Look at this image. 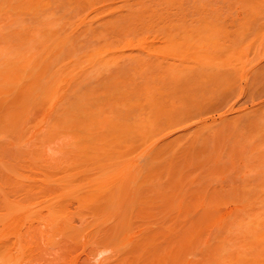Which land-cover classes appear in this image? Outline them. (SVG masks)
<instances>
[{"label":"rangeland","instance_id":"1","mask_svg":"<svg viewBox=\"0 0 264 264\" xmlns=\"http://www.w3.org/2000/svg\"><path fill=\"white\" fill-rule=\"evenodd\" d=\"M13 1V3H11V4H14L15 2H14V0H12ZM11 1V2H12ZM19 1L20 0H17L16 1V5H17V2L19 3ZM33 1V0H32ZM31 1V2H32ZM35 1V0H34ZM33 1V2H34ZM42 2L44 1V0H41ZM55 1L57 2V3H55ZM70 1H72V0H70ZM84 1V0H83ZM87 1V0H86ZM86 1H84V2H86ZM98 1V0H97ZM105 1V0H104ZM104 1L103 0H101L100 1V3L99 4H103L104 3ZM108 3L107 4H109V5H105V3H104V5H98L97 3L99 2H96V0L94 1V2H96V3H92L91 2V4L93 5V7L91 6V4H89V3H82V4H79L78 6H76V7H74L75 9H73V5H71V6H69L68 7V9H65V8H67V6H65L66 5V3L64 4L63 3V1L61 0V1H59V0H54V2L53 3H48L49 5H50V7L51 8H48V9H50V10H48V9H45L47 6H44L43 7V5L42 6H39V7H37V8H34L33 10H34V14L33 13H30L29 12V8L27 7L28 6V3L30 2V0L28 1H26V2H28L27 3V12H26V8L24 9V10H22L21 12H20V14L18 13V15H17V13H16V15L14 14V13H8L9 11H10V7H7V8H9V11L8 12H6V11H4V12H6V13H4V12H1L0 14V30H1V32H0V48H2V50H4V51H6L7 53H5L4 55L2 54V53H4V52H2V51H0V57L2 58V60H3V63L2 64H4V62H5V64L4 65H1V66H5V68L6 67H8V66H10V68H11V70L12 69H14V70H10V71H8L10 68H8V72L9 73H12L13 71H14V74H17V75H19V74H21V76H25V72H26V74L28 73L29 74V76H32V77H30L31 79V81L29 80V82H30V84H31V82H32V84H34L35 86H36V84L39 82V80L41 81V82H39L37 85L39 86V87H41L42 85L44 86L42 89H46V88H48L47 87V85L49 84V81L51 80V82H50V84H51V87L53 88L54 87V82H57V83H55V84H57V87H55L56 89V94H53L54 93V91H52L51 92V95H48L47 94V92H46V94H42V92H41V88L39 89L40 90V92L39 93H41L43 96H40V98H38L39 97V94L37 93V95H36V92H34V91H32L33 92V94H35L37 97H34V95L33 94H31L32 92L30 91V95L31 96H29V101L30 102H33V104H31L32 106H30V108H28V110L29 109H31L32 111L31 112H28L27 114H28V117H29V113H31V116L30 117H32V119L33 118H36L37 119V113L39 114L38 116V119H37V121H36V119H33L34 121H33V123H34V125H36V127H35V130L34 129H32L31 130V128L33 127V124L31 125V123H32V120H31V118L30 119H28L30 122V124L29 123H27V124H29V125H31V126H29V128H27L28 129V131L30 132L31 131V133H33V134H31L28 138H29V140L27 139V141H30L31 140V138L34 140L35 139V141L38 139V138H40L41 139V141L43 142H41L42 143V145H41V143H40V145L42 146V147H40V151H41V149H43V157L40 159V162H41V160H43L44 162H41V163H43L44 165L42 166V173H46L47 172V170H45V167H46V169H49V167H51L50 169H52V168H54V167H52V166H55V168L53 169V171H55L54 173H55V175H50V173L48 174V175H50V176H48L49 178H45V179H43V182L45 183L47 180H56V182L58 181V183L60 184V182H61V186H62V183H64L65 184V182H62V181H69L70 183H69V185L71 184V185H74V187L73 188H77V186L76 185H82V186H84V184L83 183H85V182H89V181H87L86 180V178H90V174L88 175L86 172H93V169H94V167H92V166H95V165H93L92 164V162L90 163H88V162H85V161H87V160H91V159H94V161H96V162H99V164H100V158L98 157V156H96V155H99V151H98V149H100L99 148V145L101 144V146H102V142L104 143V141H107L108 139V137H109V141H107L108 143L110 142L111 143V145L113 144H117L118 143V141H116L117 139H121V138H125V139H129V140H131V142L133 143V148H132V150H131V152L128 154V159L130 160V159H133L135 156H137L138 157V160H140V161H136V160H134L133 162L135 163V164H138L139 162H140V164H141V162H143L141 159H143L144 157H143V155L144 154H141V152H142V149H144L145 147H147V146H149L151 143H152V141L154 140V138H155V141L154 142H156V144L158 145H163L164 147L162 148L164 151H165V149H166V153H169L168 151H174L175 149H177L176 151H177V153L176 154H178L179 152H178V150L180 151V150H182V152H180L179 154L181 155V153H183V151L185 152L184 153V156L183 155H181L182 157L180 158L179 157V155H178V157L176 156V158L177 159H179L180 158V161L182 160V161H184V162H182L181 161V163H179V161L178 162H176L175 164H177V167L178 168H181V169H178V168H176V165H175V168L174 169H172V171L173 170H181L182 172H181V174L180 173H175V174H173L172 172H168V170L167 169H169L170 168V170H171V167H169V168H165L166 169V171H164L165 169H163L162 167H164L165 166V163H166V165H168L167 164V162H166V159L168 158H165V160H163L164 159V154L165 153H161L160 154V152H159V154H157V155H159V156H162L163 157V159H161L162 161H164V165H163V162L161 161V160H159V158H157V157H159V156H155L157 159H156V164L158 165V162L160 161V163L162 162V165L160 164L159 165V167H161V169L160 168H158L159 169V171H157V170H155V175H152V176H155L154 177V181H152L153 180V178H152V180H151V178H150V183H152V184H154V182L156 183V182H159L158 180L160 179V184L159 183H156V185H154V187H156V188H152L150 185H148V188H152V189H150V191L149 190H147V191H145V194H142L143 196H145V195H147V192H148V195L147 196H149V195H151V194H154V191H155V194L156 193H158V194H161L160 196L161 197H165V195L167 196V199H168V197L169 196H171V195H169V194H174V200H176L177 199V197H176V199H175V193L177 192V191H180V189L181 188H184V184H185V188H186V183H185V180H187L186 178H188L189 179V177L191 176V173H192V171H194L195 170V179L194 178H192V176L194 175V173L192 174V176H191V178L194 180L193 182H191V184L193 185V183L194 182H196V183H194V185L192 186L191 185V187H194V188H189L190 186H189V184L190 183H188V188L189 189H193L194 190V192L196 191L197 193H198V197H196L195 195H196V192L195 193H193V192H191V190H184V189H182V191H184V192H180V194L182 195H185V194H187V191H188V195L187 196H183L182 195V197H181V199H186V201L185 200H181V202H180V199H179V197H180V194L178 193L177 195H178V199H177V201L178 202H180L179 204H183L184 205V203L186 204V203H188L189 205L191 204V203H193L194 201H197V204L196 205H198V209L200 210V212H201V208H202V212H201V214H202V216H203V212H204V210L206 209V208H208V207H206V205H204V204H202V206H204L205 208H203V207H201V205L199 206V204L202 202H206V199L208 198V196H209V198H210V200H207V201H211L212 202V204H210V208H209V210L210 211H215L214 212V214H213V211L211 212L212 214L210 215V216H212V218L211 219H213L214 217L216 218V219H213L212 221H210V219L208 220V221H210V222H212V224H213V222L215 221V222H217L216 224H213V225H211V226H213L215 229V231H212V229H213V227H211L210 226V224L209 223H207V222H204L203 221V219H202V221H203V223H205L206 225H208L209 224V226L211 227H209L208 226V228L206 229V230H202V229H199V230H202V232L201 231H199V233H201V234H197L198 235V237L200 238V240H199V238L197 239V240H199V242L198 243H201V244H196L197 246H193L192 248H191V250L190 249H187V251L188 250H190V252H189V254H188V252H187V255H186V252L184 253V255H186V258H185V256L183 257V261L184 262H182L181 264H184L186 261H187V263L186 264H191V259H193L192 260V264H198V262L200 261V260H202L203 262H204V264H206L207 262V264H210L209 262H212L213 260V262H214V264H228L229 262H230V256H232V255H234V256H236L237 258L235 259V260H240V259H238L239 257H241L240 255H239V257H238V255H236L237 253H235V251L233 252L234 254H232V253H230L231 251H233V246H235V248H236V251L238 252V249L239 248H237V244H238V247L240 246V247H242V246H244L245 247V243L243 244V241H241V240H246V241H244V242H248L249 240L251 241V239H253V237L256 235L255 233H257L258 231H259V229H260V223H259V226H256L257 225V222H256V230L255 231H257V232H252L254 229H253V227H251L253 224H255V222L254 223H252V224H250L252 221H254V220H257L258 219V216H259V219H261L262 220V222L264 223V220L262 219L263 217H264V211H263V209H264V202H263V199H262V197L263 196H260V195H262V194H264V90H263V93L261 94L259 91L261 90V88L263 87L264 88V85H261V88L259 89V87H260V82H257L258 80L260 81V80H263V79H261L260 77H263L262 76V74L264 73V71H262V70H264V0H237V1H240V2H238V4L237 5H242L241 7L243 8H241L240 6H235V2H230V0H211V2H204V0H202L203 1V5L204 4H206V7H207V11L204 13V11L203 12H200V13H203V14H199V15H203V17H201L202 18V20H198L197 18L199 17L198 16V14L197 15H195L196 13H193L195 16H196V18L194 17V15H192V14H189L190 13V7L192 6V5H194V3H192V5L191 6H188V4L190 3V2H192L193 0H183L182 2H183V4H182V6H183V8L185 9H183L185 12H186V15L185 16H182L183 14H182V12H184V11H182V9H181V11L182 12H180V10H179V12L177 11V7H176V13H177V15H176V17H172V16H174V15H172L171 14V17H168V18H165V20H166V22H164V26L165 27H163V29L161 30V29H159L158 27H155L152 23V27H153V29H151V30H149V31H147L146 30V28H148L146 25V28H145V30H141V28L139 27V25L137 24V23H135L134 22V24L136 25V26H134V24H133V22H132V24H133V26L134 27H138L137 29V32L135 31V30H133V33H134V31L136 32V33H134V34H132V35H130L129 33V35H130V37H126L125 38V40H127V39H129L128 41L129 42H131L130 44H131V46H127L126 47V44L124 43V42H126V41H123V37L120 35V34H118V33H125L124 35H126L127 34V31L126 30H124L125 32H123V30H122V32H120V30L121 29H119L118 31L117 30H115V31H109V32H107V30H108V28L110 27V26H107V30H106V27H104V25H106V23L108 22V20H109V23H110V19H111V21H112V19L114 18H116L117 17V19H120V18H118V17H122L123 18V15H125V14H127V9H126V7L124 8L123 6L124 5H126V3H127V7L129 8V6H128V4H131V3H136L137 2V0L136 1H132V0H126V1H124V0H112L110 3H109V1L108 0H106ZM132 1V2H131ZM143 2H146V1H150L149 3L147 2V5H146V3H143V4H145L147 7L146 8H148V7H154V8H152V10L151 11H153V12H155V11H157L158 9H159V7L161 8L162 6H164V5H162V6H160V3L161 2H163V1H157L156 2V4L154 3V2H152L153 0H142ZM179 1V4H181V0H178ZM198 1H201V0H197V4L195 3V5H198ZM236 1V2H237ZM8 1H6V3H7ZM9 2H10V0H9ZM21 2V1H20ZM23 2H25V1H23ZM38 2H39V0H38ZM45 2V1H44ZM44 2H43V4H44ZM46 2H48V1H46ZM60 2H62V3H60ZM64 2H65V0H64ZM72 2H74V0L72 1ZM103 2V3H102ZM139 2H141V1H139ZM167 2V1H166ZM166 2H165V4H166ZM171 2L173 3V1H170V5H171ZM2 3H4V2H2ZM35 3H37V1L35 2ZM70 3V2H69ZM151 3H154V4H151ZM169 3V2H168ZM178 3V2H177ZM233 3H235V4H233ZM9 4V3H8ZM11 4H9V5H11ZM33 4V3H32ZM40 4V3H39ZM38 4V5H39ZM42 4V3H41ZM72 4V3H71ZM78 4V3H77ZM89 4V5H88ZM137 4V3H136ZM141 4V3H140ZM138 5V7L140 6V10L141 9H144V7H145V5H144V7H143V4H142V7L143 8H141V5ZM150 6H149V5ZM199 4H201V3H199ZM22 5H24V3L22 4ZM22 5H20L21 6V9H22ZM35 5V4H34ZM68 5V4H67ZM85 5V6H84ZM96 5V6H95ZM98 5V6H97ZM134 5L135 4H133V7H134ZM137 5H135V6H137ZM245 5H249V8L250 9H252L251 11H250V9L248 8H246L247 10H249V16H248V11L246 10L245 11V7H247V6H245ZM18 6V5H17ZM17 6H15L16 8H17ZM33 6V5H32ZM31 6V7H32ZM74 6H75V4H74ZM106 6V7H105ZM167 6V5H166ZM169 6V5H168ZM173 6H176V3H175V5L173 4ZM177 6H179L178 4H177ZM181 6V5H180ZM181 6V7H182ZM202 6V5H201ZM200 6V7H201ZM245 6V7H244ZM3 7V6H2ZM4 7H5V5H4ZM30 7V6H29ZM63 7H65V8H63ZM71 7H72V9H71ZM102 8V9H104V10H102V9H97V8ZM137 7V8H138ZM170 7V9L172 8V6H169ZM192 7H194V6H192ZM191 7V8H192ZM204 7V6H203ZM202 7V9H204ZM11 8H12V6H11ZM14 8V7H13ZM12 8V9H13ZM16 8H14V11L16 10ZM91 8V9H90ZM105 8H106V10H105ZM111 8H113V9H111ZM117 8V9H116ZM121 8V9H120ZM131 8H132V6H131ZM151 8H148V9H151ZM189 8V9H188ZM195 8V7H194ZM4 9V8H3ZM18 9V8H17ZM97 9L98 11H95V10ZM120 9V10H119ZM130 9V8H129ZM166 9H167V7H166ZM166 9L163 7V9H159L158 11L160 12V11H162L163 12V10H165L166 11ZM188 9V10H187ZM1 10V9H0ZM32 10V9H31ZM30 10V11H31ZM102 10V11H101ZM122 10V11H121ZM132 10H136V9H132ZM131 10V11H132ZM138 10V9H137ZM168 10H169V8H168ZM167 10V11H168ZM172 11L173 10H175V8L173 9H171ZM201 10V8L199 9V7H198V11H200ZM112 11H114V12H112ZM118 11V12H117ZM139 11V10H138ZM144 11V13H145V11H147V14H150V13H148V11H150V10H143ZM150 11V12H151ZM170 11V10H169ZM171 11V12H172ZM197 11V12H198ZM253 11V12H252ZM33 12V11H32ZM99 12H103V13H99ZM105 12V13H104ZM115 12H117V13H115ZM152 12V13H153ZM159 12H156L155 14H157V13H159ZM187 12H189L188 14H187ZM194 12V11H193ZM247 14H246V13ZM252 12V14H250ZM47 13H50L49 15H51V16H49V15H46ZM133 13V12H132ZM143 13V12H142ZM164 13V12H163ZM168 13V12H167ZM174 13H175V11H174ZM181 14L180 15V17H179V14ZM192 13V12H191ZM52 14H53V16H55V18L54 17H52ZM99 14V15H98ZM103 14V15H102ZM113 14H115L116 15V17H115V15H113ZM121 14V15H120ZM123 14V15H122ZM135 14V13H134ZM136 14H137V12H136ZM139 15H140V12L138 13ZM154 14V13H153ZM161 14V13H160ZM159 14V15H160ZM166 16H167V14L166 13H164ZM163 14V16H165ZM185 14V13H184ZM110 15V16H109ZM118 15V16H117ZM120 15V16H119ZM144 15H146V14H144ZM143 15V16H144ZM188 15V16H187ZM45 16H49L50 18V20H48L47 21V19H48V17H47V19L45 18ZM111 16H112V18H111ZM151 16V15H150ZM149 15L147 16L148 18L150 17ZM168 16H169V13H168ZM198 16V17H197ZM52 17V18H51ZM125 17H127L126 15H125ZM135 17V16H134ZM141 17H142V15H141ZM141 17H140V20H141ZM157 17H158V15H157ZM162 16H160V18H161ZM178 17V18H177ZM11 20H10V19ZM129 18V17H128ZM128 18H126V19H128ZM146 18V17H145ZM154 18H156V16L154 17ZM152 16H151V19H154ZM160 18H159V20H157L158 18H156V19H154V21H158V24L159 23H161V24H159V25H162V23H163V21H165L164 19H163V21H162V19H161V21H160ZM200 18V17H199ZM46 19V20H45ZM124 19V18H123ZM122 19V20H123ZM126 19H124V21L121 23L122 25L124 24V26H125V28H124V26H123V28L124 29H127L126 27H127V24H128V21H125ZM133 19V18H132ZM150 19V20H151ZM45 20V21H44ZM107 22H106V21ZM116 20V19H115ZM129 20H130V18H129ZM137 20H138V18H137ZM144 20V19H143ZM143 20H142V23H144L143 22ZM147 20V21H146ZM145 20V22L147 23L149 20L148 19H146ZM51 22L50 24V26H49V30L47 29V27L44 25V22ZM83 21V22H82ZM84 21H85V23H84ZM117 21V20H116ZM118 21H120V20H118ZM131 21H134V20H131ZM153 21V20H152ZM153 21V22H154ZM160 21V22H159ZM198 21V22H197ZM114 21H112V25L114 24L113 23ZM121 22V21H120ZM13 23H15V24H13ZM54 23V24H53ZM78 23H80V24H78ZM108 23V24H109ZM127 23V24H126ZM131 23V22H130ZM140 24V25H144V24ZM145 23V24H146ZM166 23V24H165ZM171 23H173V24H175L174 26H176V24H177V28H179V29H177L176 31L175 30H172V28H171V30L173 31V33L172 32H170V31H168V30H170L168 27L170 26H167L168 24H171ZM13 25V26H11V25ZM45 24H47V23H45ZM49 24V23H48ZM107 24V25H108ZM115 24H116V22H115ZM119 24V25H118ZM120 23H117V26H119V27H121L122 28V25H121ZM126 24V25H125ZM132 24L130 25V24H128V26L130 27V26H132ZM150 24V22L148 23V25ZM155 25H156V22L154 23ZM158 25V26H159ZM10 26V27H9ZM173 26V27H174ZM225 26H226V28L228 29V32L229 33H227V32H225L222 28H224L225 29ZM241 26H245V29H246V26L248 27L247 28V30H245L244 31V29L240 32L239 30L241 29V28H243V27H241ZM154 27L155 28H158L159 29V31H162L161 33H158V32H156V30H158V29H154ZM162 27V26H161ZM205 28V30H203L204 28ZM240 27V28H239ZM118 28V27H117ZM144 28V27H143ZM149 28H151V26L149 27ZM168 28V29H167ZM175 28V27H174ZM239 28V30H237ZM35 29V30H34ZM104 29H105V31H104ZM110 29H114V28H110ZM116 29V28H115ZM130 29V28H129ZM131 29H133V28H131ZM165 29H166V31H165ZM206 29H210V30H212V33H211V31H210V33H209V30H207L208 32H206ZM224 31L223 32V34L225 35V33L227 34L226 36L227 37H225L223 34H222V30ZM31 30H32V32H31ZM33 30L36 32V33H33ZM71 30V31H70ZM155 30V31H154ZM201 30H203V31H205V32H203V31H201ZM46 31H49V32H46ZM73 31V32H72ZM103 31L105 32V33H103ZM153 31V32H152ZM238 31V32H237ZM53 32H55L54 34H53ZM70 32V33H69ZM115 32V33H114ZM128 32H129V30H128ZM139 32V33H138ZM151 32V33H150ZM219 34V37H218V34ZM51 34V35H53V37L51 36V35H49V34ZM110 33V34H109ZM114 33V34H113ZM146 33V34H145ZM150 33V34H149ZM158 33V34H157ZM164 33H165V35H164ZM173 34V35H170V34ZM207 33H209L210 35L211 34H213L214 36H210L209 38H207L206 39V35H207ZM31 34H32V36H33V34L35 35V36H33V38L31 37ZM81 34V35H80ZM108 34V35H107ZM135 34H136V36H135ZM143 34H145V35H143ZM167 34V35H166ZM206 34V35H205ZM30 35V36H29ZM45 35V36H44ZM117 35H119V36H117ZM123 35V36H124ZM128 35V36H129ZM140 35V36H139ZM142 35H143V37H142ZM149 35V36H148ZM158 35V36H157ZM162 35V36H161ZM132 36H134V38L136 37H138V39H134ZM152 36V37H151ZM156 36V37H155ZM170 36V37H169ZM172 36V37H171ZM188 36H190V37H188ZM44 37H46L49 41L50 40H52L53 41V39L56 41L57 39H58V41H56L57 43H58V45H65V42L68 44V46H67V44H66V48H65V46H64V49H62L63 48V46L60 48L56 43V48H54L52 51H50V46L48 45L47 46V43H49V41L46 39V38H44ZM141 37H142V39H141ZM162 38V39H160V38ZM163 37H164V41H163ZM175 37H176V39H175ZM187 37V38H186ZM213 37L215 38L214 39V41H213ZM244 37L246 38V39H248V40H246V39H244ZM34 38L36 39V40H39L38 42L35 40L34 41ZM69 40H67V39ZM119 38H121V39H119ZM144 38V39H143ZM155 38L157 39V40H155ZM159 38V39H158ZM165 38H166V40L168 41V40H170L171 38H172V42L174 41V39L176 40V42L174 41L173 42V44H171L172 42H166L165 43ZM170 38V39H169ZM178 38V39H177ZM210 38H212L211 40H208V39H210ZM59 39L61 40L60 42H59ZM75 39V40H74ZM106 39L109 41H106ZM132 39H134V41L132 40ZM147 39H148V41H147ZM186 39H190V40H186ZM245 41H244V40ZM28 40V41H27ZM44 40V41H43ZM45 40H47V41H45ZM62 40H63V42H62ZM65 40V41H64ZM121 40H122V43H120L121 42ZM131 40V41H130ZM147 41L148 43H145L144 41ZM179 40V41H178ZM242 40H243V44L245 43V45L247 44V47L246 46H244L243 44H242ZM73 41V42H72ZM140 41H142V42H140ZM153 41V42H152ZM157 41V42H156ZM159 41V42H158ZM178 41V42H177ZM189 41H190V43H189ZM28 42V43H27ZM42 42H43V44H42ZM44 42L46 43V44H44ZM106 42V43H105ZM129 42L127 43L128 45H130L129 44ZM150 42H152V44L150 43ZM192 42V43H191ZM248 42V43H247ZM27 45H26V44ZM51 43V42H50ZM49 43V44H50ZM54 42H52V44H51V46L52 45H54L53 44ZM60 43V44H59ZM63 43V44H62ZM112 43H114V45L112 44ZM117 45H116V44ZM118 43H119V45H118ZM123 43H124V45H123ZM139 43H141L140 45H139ZM163 43V44H162ZM177 44V46L175 47V45ZM185 43H189L188 45L187 44H185ZM32 44H33V46H32ZM134 44H137V45H135L134 46ZM146 44V45H145ZM147 44H150L151 46H149V45H147ZM162 44V45H161ZM165 44V45H164ZM169 44V45H168ZM241 44H242V46H241ZM248 44H249V47H248ZM6 45V46H5ZM9 45V46H8ZM43 45H44V47H43ZM139 45V46H138ZM143 45V47H141ZM154 45V46H153ZM163 45H164V49H163ZM166 45H168L167 47H165ZM172 45V47L173 48H176L175 50H173V51H171L172 50V47H171V49H169L170 48V46ZM189 47V46H191L190 47V49L192 48V47H194L193 49H191V50H188V49H186V47L187 46ZM11 46V47H10ZM26 46V47H25ZM29 46V47H28ZM48 47L47 49L50 51V52H48L47 50H45V47ZM106 46V47H105ZM109 46V47H108ZM124 46V47H123ZM149 46V47H148ZM153 46V47H152ZM199 46H201V47H199ZM203 46V47H202ZM225 46L227 47V49L229 48V52H227L226 50H225ZM238 46H240V47H238ZM28 47V48H27ZM32 47V48H31ZM108 47V48H107ZM116 47V48H115ZM121 47V48H120ZM126 47V48H125ZM132 47V48H131ZM151 47V48H150ZM157 47V48H156ZM208 47V48H207ZM212 47V48H211ZM216 49H215V48ZM222 47H224V48H222ZM241 47H246L245 49H240ZM106 48V49H105ZM141 48V49H140ZM143 48V49H142ZM145 48H147V50H145ZM155 48V49H154ZM160 48H162V49H160ZM183 48H185V49H183ZM199 48V49H198ZM201 48H202V50H201ZM235 48H236V51H235ZM238 48L240 49V52H238L239 50H238ZM31 49V50H30ZM118 49H120V50H118ZM158 49V50H157ZM160 49V50H159ZM213 49V50H212ZM234 50L235 51V53L233 52V51H230V50ZM30 50V51H29ZM104 50V51H103ZM118 50V51H117ZM171 51V53H169V54H172L171 56L170 55H168L167 53L169 52V51ZM187 50V51H186ZM208 50V51H207ZM215 50V51H214ZM242 50V51H241ZM27 51V52H26ZM100 51L102 52V54L100 53ZM142 51H144V52H142ZM168 51V52H167ZM175 51V52H174ZM48 52V53H47ZM97 52H99L100 54H101V56H100V54L99 53H97ZM148 52H150L149 54H148ZM157 52L158 53H160V52H162V54H163V56H161V53L158 55L157 54ZM166 52V53H165ZM172 52H174V53H172ZM230 52H232V53H230ZM238 52V53H237ZM94 53H95V58L97 59L98 57V60H103L102 62L104 63V62H106L105 60H109V59H107V57L108 58H110V57H114V56H116L117 58H121V59H119L120 61H122V59L124 60V59H126V60H128L129 58H130V56H131V58H132V56L134 57H139L140 55H142V54H144V55H142V57L144 56V58H146L145 59V61L146 60H148L149 61V64H151L150 62H152L153 64H151L150 66H149V68L147 67L148 66V61H147V66H146V72L143 74V72H142V74L139 72V74H137V75H139V78H137L138 80H136L137 82H136V84H135V79H136V75H133L132 74V71L131 72H129V73H126V72H128L129 71V69H124V68H122L120 65L122 64V66H123V63H121L120 61L118 62V60L116 61L114 58V60H115V64L116 65H113L112 64V68L110 67L109 68V64H108V66L106 67V68H104V70H102V73L99 75V76H97V75H95V74H97L96 73V69H99L100 68V65L98 66L99 68H95V65H93V67H92V65H91V67H92V72H91V70L90 69H88V68H90V64H91V62H93L94 63ZM97 53V54H96ZM142 53V54H141ZM165 53V54H164ZM18 54V55H17ZM91 54H92V56H91ZM6 55V56H5ZM89 56V57H92L93 58V60L90 62V59L89 60H87L88 58H83V57H86V56ZM110 55V56H109ZM112 55V56H111ZM148 55V56H147ZM157 55V56H156ZM168 57H167V56ZM174 55V56H173ZM4 56L5 57H7V62H6V58H4ZM97 56V57H96ZM106 57V59H105V57ZM119 56V57H118ZM150 56V57H149ZM160 56V57H159ZM100 57H101V59H100ZM103 57V58H102ZM129 57V58H128ZM141 57V56H140ZM233 57V58H232ZM91 58V59H92ZM129 59V61L130 60H132V59ZM150 58V59H149ZM152 58H155V59H152ZM156 58H158V59H156ZM164 58V59H163ZM236 58V59H235ZM86 59V60H85ZM162 59V60H161ZM233 59H235V61L233 60ZM1 60V59H0ZM2 60H1V62H2ZM17 60V61H16ZM27 60H28V62H27ZM81 60H83V62L81 61ZM98 60H95V62L96 61H98ZM151 60V61H150ZM153 60L154 61H157L156 63H157V66H155L156 64H154V62H153ZM16 61V62H15ZM18 61H19V63H18ZM26 61V62H25ZM44 61V62H43ZM86 61H88L87 62V64L85 63ZM110 61H112V59L110 58V60H109V62ZM128 61V62H129ZM138 61H139V58H138ZM224 61V65L222 64H219L220 62L222 63ZM230 61H232V62H230ZM236 62V63H234V62ZM242 62L241 64H242V66H243V64H244V66H246V68L245 67H243V73L241 72V70H242V66H241V64H240V62ZM15 62V63H14ZM24 62V63H23ZM99 62V61H98ZM98 62L96 63L97 65H98ZM101 62V63H102ZM124 62V61H123ZM127 62V61H126ZM133 62H134V60H133ZM207 62V63H206ZM228 62H230V63H228ZM238 62V63H237ZM7 63H8V66H7ZM14 63V65H12ZM23 63V64H22ZM26 63V64H25ZM100 63V62H99ZM119 63H121L120 65H118ZM158 63H162L160 66H158ZM1 64V63H0ZM10 64V65H9ZM16 64H18V65H16ZM25 64V65H24ZM34 64V65H33ZM89 64V65H88ZM95 64V63H94ZM126 64V63H125ZM138 64V63H137ZM137 64H135V65H137ZM228 64V66H226ZM238 64V67H237V69L239 70V72H240V75L242 76V78H241V76L238 74V72H234L236 69V65ZM240 64V65H239ZM12 65V66H11ZM32 65L34 66L33 68H32ZM37 65H39V66H37ZM96 65V66H97ZM120 67V68H122V69H119V68H117L118 66ZM129 65H130V62H129ZM128 65V66H129ZM133 65H134V63H133ZM134 65V66H135ZM141 65V64H140ZM164 67H163V66ZM15 66H20V67H22V68H17V67H15ZM31 67V70H30V67ZM44 66V67H43ZM85 66V67H84ZM87 66H89V67H87ZM103 66V65H102ZM127 66V65H126ZM142 66H143V64H142ZM142 66H137V68L136 69H139L138 67H142ZM169 67V66H171V68L174 70H172L171 68H170V72H171V74H173V75H175V76H177V78L175 77H173V80H171L172 79V77L170 76L171 74H169L170 72L168 71V76L169 77H171V78H169L166 74L164 75L163 74V71H164V68L166 69L167 67ZM221 68H220V67ZM234 66H235V68H234ZM241 66V67H240ZM28 67V68H27ZM37 67V68H36ZM40 67V68H39ZM56 67V68H55ZM87 67V69H85ZM124 67V66H123ZM130 67V66H129ZM144 67H145V65H144ZM155 68V70L153 69V68ZM163 67V68H162ZM224 67L225 68H231L232 69V67L234 68V71H232L231 69H227L228 71L230 70V71H232L231 73H233V74H235V76H236V74H238L239 75V77H240V79H239V77H238V75H237V77H238V79H237V77H236V79L237 80H234L233 79V81H236V82H234L236 85H237V87L238 88H236V89H238V94H237V92L235 91V92H233L234 93V95H230V94H232V93H230L231 91H229V95L226 97V95L224 96V97H226V98H223V100L221 99L222 97H220L219 98V91H216V92H218L217 94L218 95H216V92L214 91V90H212V92H211V90L209 89V91H207L206 90V86L204 87L205 88V90L207 91V93L206 94H208L209 92H211L212 93V95H214L213 97L214 98H216V97H218V99L221 101L222 100V102L221 103H219L220 101H218V103L215 105V106H213L215 109H213V107H210V105H207V106H205V104H206V102H205V104H202L201 102L203 101V99H205V98H203V92H204V88H203V85H201V84H203L201 81V84L199 83V81H198V83L196 84V82L197 81H190L188 84H189V86H188V84H186L185 83V81H184V83L186 84V87L185 86H183L184 84H183V81L182 80H184L182 77H184L185 79H186V77H195V75L196 76H198L199 78H200V76L201 75H203L204 74V76H207V75H205V73H207V74H215L216 72H219L218 70H224V73H225V70L226 69H224ZM3 69H4V67H2ZM18 69V70H16V69ZM29 70V71H27V69ZM103 68V67H102ZM107 68H108V70H107ZM134 68V67H133ZM161 68V69H160ZM245 68V69H244ZM38 69H40V70H38ZM42 69V70H41ZM85 69V70H84ZM106 69V70H105ZM112 69V70H111ZM114 69V70H113ZM117 69V70H116ZM135 69V70H136ZM149 69V70H148ZM151 69H153V70H151ZM159 70L158 71V75H157V73H156V70ZM187 69V70H186ZM56 71V73H58V75H60V76H58V75H56V74H54L53 75V73H55V71ZM81 70H83V71H81ZM89 71V72H86V71ZM133 70V69H132ZM141 70H144L143 69V67H142V69ZM162 72H161V71ZM222 70V71H223ZM238 70H236V71H238ZM0 71L1 72H5L6 70H2V69H0ZM6 71V72H7ZM33 71V72H32ZM39 73H42L43 72V75H41V74H39ZM99 71V70H98ZM112 71H114V74H112L113 72ZM118 71H119V73H118ZM153 71V72H152ZM167 71V70H166ZM166 71H164V73L166 72ZM174 73H173V72ZM176 71H177V73H176ZM189 71V72H188ZM191 71V72H190ZM222 71L221 72H219L220 73V75H219V77L221 76V74H223L222 73ZM228 71H227V73H228ZM260 71V72H259ZM18 72H21V73H18ZM38 74H37V73ZM84 72V73H83ZM95 72V73H94ZM100 72H101V70H100ZM106 72H108L107 74H106ZM116 72V73H115ZM149 72V73H148ZM178 72H181L180 74L178 73ZM183 72V73H182ZM196 72V73H195ZM211 72H215V73H211ZM262 72V73H261ZM88 73V74H87ZM94 75H93V74ZM135 73V72H134ZM136 73H138V72H136ZM148 73V74H147ZM154 73H156V74H154ZM187 73V74H186ZM199 75H198V74ZM202 73V74H201ZM218 73V74H219ZM226 73V74H227ZM230 73V72H229ZM261 73V74H260ZM53 75V77H52V75ZM90 74V75H89ZM115 74H116V76H115ZM131 74L135 77V79L134 80H132V78L133 77H131ZM141 74V75H140ZM150 74H152V75H150ZM154 74V75H153ZM177 74V75H176ZM217 74V73H216ZM217 74V75H218ZM261 75V76H259V75ZM33 75H34V77H33ZM146 75V76H145ZM160 75H163L162 77L165 79L164 81H163V79H162V77L160 76ZM181 75V76H180ZM184 75V76H183ZM188 75H190V76H188ZM193 75V76H192ZM217 75H214L213 77H216ZM230 75V74H229ZM27 76V77H26ZM25 77V79L26 80H28V78H29V76L28 75H26ZM50 76V77H49ZM55 76V77H54ZM58 76V77H57ZM69 76V78H67ZM94 76V77H93ZM96 76V77H95ZM119 76V77H118ZM145 76V77H144ZM210 76V75H209ZM209 76H207V77H209ZM212 76V75H211ZM225 77L226 75H222V77ZM37 78V80H38V82L35 84V82L37 81L36 80V78ZM38 77L40 78V79H38ZM144 77V78H143ZM149 77H151V78H149ZM156 77V78H155ZM159 77H160V81H159ZM190 77V78H191ZM222 77H220V78H222ZM227 77V76H226ZM254 77H258L257 78V80L254 82L253 81V79L255 80L256 78H254ZM54 78H56V79H54ZM145 79V80H143V79ZM179 78V79H178ZM181 78V79H180ZM196 78V77H195ZM198 78V79H199ZM203 78H205V77H203L202 76V81L204 80ZM210 78V77H209ZM209 78H206L208 81L206 82V83H208L209 82ZM230 78H232V76L231 77H229V78H227L228 80V82H230L229 81V79ZM42 79V80H41ZM50 79V80H49ZM114 79V80H113ZM150 79V80H149ZM175 79V80H174ZM215 80H216V78H214ZM214 79H213V81H214ZM226 79V78H225ZM225 79L223 78V80H222V83L225 81ZM23 80V79H22ZM49 80V81H48ZM52 80H53V82H52ZM54 80H56V81H54ZM98 80V81H97ZM131 80V81H130ZM142 80V81H141ZM154 80V81H153ZM156 80V81H155ZM197 80V79H196ZM218 80V79H217ZM220 80V79H219ZM219 80H218V82H219ZM34 81V82H33ZM48 81V84L46 83ZM100 81H101V83H100ZM112 81H113V85H114V82L115 81H118V84L120 85V87L119 88H117V87H115L114 88V86L112 85ZM129 81V82H128ZM133 81V83L132 84H130V82H132ZM141 81V82H140ZM149 81H150V83L152 84V82H153V86H154V92H158V94H160V92H164L165 94L164 95H167V97H169L170 95H168V93L169 94H171V96L173 97V98H171V99H173L174 100V97L175 96H182V99L183 98H185V99H187L188 98V100H184V101H182V100H179V97H178V103H176L175 101H177V100H175L174 101V104L176 103V107H178V105L179 104H183V103H187V102H189L190 104H189V106L193 109V110H189L188 109V103H187V105L185 106L184 104H183V106L184 107H186L187 109H184V107L182 108V106H181V108H182V110L184 109V110H187L189 113L188 114H190V115H187V111L185 112V111H183L182 112V114H184V115H186V116H183V115H180V117H182L183 116V120H182V118H180L179 116L177 117V115L175 114V116L177 117V118H174V116H173V120H175V119H178V118H180L181 119V122H180V119H178L176 122H178L179 121V123H177L176 124V122L174 123V125H173V127H171V123L172 122H174V121H171V122H169L171 125H170V128H169V130H168V126H166V128H165V130H164V127H165V124H164V122L168 119V118H171L170 117V114L171 113H169L168 111H167V113H169V116L167 115V119L166 120H164L163 122H162V120H161V123H163V124H160V122L159 121H154L155 123H153L154 125H153V128H152V132H150V134H151V138H153V140L151 139V142H149L148 141V137L146 138V140H147V143L149 142V144H147V145H145V146H142V142H141V139H143V137L144 136H146V135H143L141 132H145V130H143L144 128H143V126L142 125H140V127H139V125L138 126H136L137 124H138V122L139 121H141L142 123L143 122H145V123H149V115H151V114H149V113H151L152 111H151V106L150 107H148V109L150 110V112H149V110L147 111L145 108H143V110H141V109H139L138 111L140 112V113H142V115H140V113L137 111V110H135V107L137 106V107H139V105L141 104V102L143 103V102H145V100L143 99V101H138L140 104H138V103H136V97H139L140 96V92H139V94H138V92L136 93V91L132 88V86L134 87L135 85H141V83H142V85H141V87L140 88H142V86H144V83H149ZM162 81V82H161ZM181 81H182V83H181ZM212 81V80H211ZM210 81V82H211ZM221 81V80H220ZM264 81V80H263ZM28 82V83H29ZM92 82V83H91ZM98 82V83H97ZM144 82V83H143ZM155 82V83H154ZM179 82V83H178ZM186 82H188V79H187V81ZM192 82V83H191ZM218 82L217 81H215V83H217V85H220V84H222V83H220V84H218ZM226 82V81H225ZM231 82H232V80H231ZM230 82V83H231ZM254 82V83H253ZM257 82V83H256ZM41 83V84H40ZM60 83V84H59ZM137 83H139V84H137ZM160 83V84H159ZM163 83H165V84H163ZM205 83V84H206ZM212 83V82H211ZM214 83V84H215ZM260 83V84H259ZM46 84V85H45ZM100 84V85H99ZM102 84V85H101ZM181 84V85H180ZM192 84V85H191ZM209 84V83H208ZM213 84V85H214ZM258 84H259V86H258ZM263 84H264V82H263ZM53 85V86H52ZM59 85V86H58ZM109 86V88L108 87H105V86ZM118 85V86H119ZM156 85V86H155ZM161 85H163V86H161ZM165 85H166V87H165ZM201 85V86H200ZM207 85V84H206ZM224 85V84H223ZM231 85V84H230ZM228 86V84H226L225 83V88H223V89H225L224 90V92L226 91V90H228L229 89V87H231V86ZM234 84H232V86H233ZM48 86H50V85H48ZM56 86V85H55ZM151 86V85H150ZM158 86H159V88H162L161 90L158 88ZM193 86V87H192ZM196 86H197V88H196ZM222 86V85H221ZM228 86V87H227ZM145 87V86H144ZM156 87H157V89L158 90H160V91H158L157 89H156ZM180 87V88H179ZM211 87H212V84H211ZM252 87V88H251ZM255 87H258L257 89H259V91H254V88ZM36 88H38V87H36ZM50 88V87H49ZM48 88V89H49ZM59 88V89H58ZM139 88V87H138ZM167 88H171L170 90L169 89H167ZM178 88V89H177ZM193 90H192V89ZM202 88V89H201ZM208 88V87H207ZM228 88V89H227ZM233 89H235L234 88V86L232 87ZM231 88V89H232ZM189 89V90H188ZM199 89H201L200 91H199ZM213 89V88H212ZM215 89V88H214ZM216 89H219V87L218 88H216ZM215 89V90H216ZM240 89H241V92H240ZM252 89H253V91H252ZM256 89V88H255ZM256 89V90H257ZM35 90H37V89H35ZM47 90V89H46ZM145 90H146V88H145ZM173 90V91H172ZM181 90V91H180ZM43 92H45V90H42ZM48 91V90H47ZM60 91V92H59ZM138 91H142L141 89L140 90H138ZM184 93H183V92ZM190 91H192V92H190ZM194 91H196V92H194ZM213 91H214V94H213ZM220 91H221V88H220ZM144 91H142L141 92V95L144 97V94H142ZM173 92V93H172ZM176 92V93H175ZM178 92V93H177ZM180 92H182L183 93V95L185 96V94H186V96H188V97H184L183 95H182V93H180ZM223 92V93H224ZM252 92H255V94L254 93H252ZM259 92V93H258ZM175 93V94H174ZM189 93V94H188ZM195 95H194V94ZM211 93L209 94V96L211 95ZM221 93V92H220ZM227 93V92H226ZM251 93V94H250ZM40 94V95H41ZM59 94H60V96H59ZM89 95V96H86V95ZM127 94H129V95H127ZM154 94V93H153ZM157 94V97L159 96ZM173 94V95H172ZM202 94V95H201ZM205 94V93H204ZM205 94V95H206ZM253 94V95H252ZM46 95H48V97L46 96ZM52 95H56V96H58V99L57 98H55L56 96H52ZM137 95V96H136ZM175 95V96H174ZM193 95V96H192ZM201 95V96H200ZM205 95H204V97H205ZM259 95V96H258ZM49 96L51 97L50 99H49ZM156 96V95H155ZM170 96V97H171ZM191 96V98H189ZM222 96V95H221ZM249 96H250V98H249ZM43 97H47V99H45V98H43ZM156 97V98H157ZM164 97V96H163ZM162 97V98H163ZM167 97H164V98H166V99H168ZM193 97V98H192ZM202 97V98H201ZM254 97V98H253ZM31 98H33L32 99V101H31ZM52 98H53V100H54V102H55V104H54V102H50L51 100H52ZM142 98V97H141ZM155 98V99H156ZM201 98V99H200ZM212 98V97H211ZM38 99L39 100H41V101H39V102H41V103H38ZM44 99L46 100V101H44ZM57 99V100H56ZM170 98H169V100H171ZM207 99H209L210 100V97H208L207 96ZM225 99H226V101H225ZM229 99V100H228ZM252 101H251V100ZM35 100V101H34ZM52 100V101H53ZM139 100H140V98H139ZM157 100V99H156ZM155 100V101H156ZM162 100V99H161ZM199 100H202V101H199ZM208 100V101H209ZM250 100V101H249ZM43 101V102H42ZM163 101V100H162ZM161 101V102H162ZM186 101V102H185ZM197 101H199L200 102V104H198V106H197ZM204 101H206V100H204ZM203 101V102H204ZM212 101H214V99H212ZM216 101H217V98H216ZM50 102V103H49ZM58 102V103H57ZM87 102V103H86ZM159 102V101H158ZM168 102V101H167ZM180 102V103H179ZM191 102H192V106H191ZM194 102H196V104L194 103ZM210 102V101H209ZM38 103V104H37ZM45 103V104H44ZM47 103V104H46ZM80 103V104H79ZM85 103V104H84ZM211 103V102H210ZM209 103V104H210ZM212 103H214V102H212ZM262 103V104H261ZM100 106H99V105ZM118 104V106H113V105H117ZM136 104H138V105H136ZM146 104V103H145ZM160 104V103H159ZM167 103H164V105H166ZM171 105L173 104V103H170ZM174 104L172 105L173 107H175L174 106ZM215 104V103H214ZM213 104V105H214ZM219 104V105H218ZM223 104V105H222ZM38 105H40L38 108H37V106ZM47 105H49L48 107L50 108H48L47 107ZM51 105V106H50ZM52 105H54V106H52ZM120 105V106H119ZM136 105V106H135ZM162 106H163V104H161ZM159 106V108H157L158 107V104H157V106H155L154 105V108L156 109H158L159 111L158 112H160V110H161V112H165V109L164 108H162V109H160V107H162V106ZM170 105V106H171ZM251 105H252V107H251ZM256 105H260L258 108L256 107ZM263 105V106H262ZM43 106H44V108H43ZM99 106V107H98ZM102 106V107H101ZM141 106H142V104H141ZM146 106V105H145ZM167 106V105H166ZM35 107V108H34ZM41 107V108H40ZM48 108V110H47V108ZM146 107V108H147ZM197 109H196V108ZM242 107H244V108H242ZM250 107V108H249ZM153 108V107H152ZM153 108V109H154ZM166 108V107H165ZM168 110H173L172 108L170 109V107L168 106ZM181 108H179V109H181ZM200 108V109H199ZM219 108V109H218ZM233 108L235 109V111L233 110ZM249 110H248V109ZM259 110V109H261L262 108V111L261 110H259V112L261 111V113H260V118H259V120H257V119H254V120H257L258 122H256V123H258L257 125H258V130H257V128L256 127H254V129H250V127H251V125L252 126H257V125H255L253 122H255V121H251L252 119H250V121H248V122H246L245 120V122L242 120H240L239 122L238 121H236L237 120V118L236 117H239V119H240V116H244V118H245V114H248L247 116H250V115H253L250 111H252L253 112V110H257V109ZM34 109V110H33ZM44 109V110H43ZM53 109V110H52ZM116 109V110H115ZM119 109V110H118ZM138 109V108H137ZM156 109V110H157ZM175 109V111H176V108H174ZM196 109V110H195ZM203 109V110H202ZM216 109H218V111L216 110ZM232 109V110H231ZM241 109V110H240ZM248 111H247V110ZM39 110H41L40 112H38ZM122 110V111H121ZM128 110H130V111H128ZM132 110H134V111H132ZM155 110V111H156ZM201 110V112H199L198 113V111H200ZM243 110H245V111H243ZM34 111L36 112V113H34ZM44 111H45V113H44ZM155 111L154 112H152V113H155ZM203 111V112H202ZM127 112H129V113H131V114H129V113H127ZM147 112H149L148 114H147ZM174 112V111H173ZM177 112V111H176ZM178 112L181 114V112H180V110H178ZM195 112V113H194ZM197 112V113H196ZM232 112V113H231ZM245 112V113H244ZM251 114H250V113ZM257 112V111H256ZM259 112L257 113V114H259ZM42 113H43V119L41 120V118H42ZM90 113V114H89ZM133 113H134V115H133ZM135 113H136V115L139 113V115H140V118H139V116L137 115V117L135 118L134 116H136L135 115ZM186 113V114H185ZM191 113H192V115H194V116H192L191 115ZM204 113V114H203ZM206 113V114H205ZM224 113V114H223ZM231 113V114H230ZM239 113H240V115H239ZM243 113V114H242ZM41 114V115H40ZM46 114V115H45ZM156 114V113H155ZM155 114L153 115V117L151 118V119H155L154 118V116H155ZM159 114V113H158ZM161 114V113H160ZM163 114V113H162ZM164 114H166V113H164ZM196 114V115H195ZM209 114V115H208ZM229 114V115H228ZM236 114V115H235ZM257 114L255 115V113H254V115L253 116H255V118H256V116H257ZM35 115V116H34ZM125 115H127V117H129V116H131L132 117V119H130L131 117H129V118H126V116ZM148 115V116H147ZM200 115V116H199ZM225 115H227V116H225ZM89 116H91V117H89ZM142 116V117H141ZM144 116V117H143ZM163 116V115H162ZM166 116V115H165ZM208 116V117H207ZM235 116V117H234ZM253 116H250L251 118L253 117ZM88 117V118H87ZM94 117V118H93ZM147 117V118H146ZM146 118V119H145ZM156 118H159L158 116H156ZM165 118V117H164ZM185 118V119H184ZM189 118H191V119H189ZM227 118V120H228V123H227V120H224V119H226ZM230 118H232V120L230 119ZM89 119H90V121H89ZM92 119V120H91ZM134 119H140L139 121H136V120H134ZM148 119V120H147ZM162 119H163V117H162ZM172 119V118H171ZM236 119V120H235ZM247 119V118H246ZM262 119V120H261ZM122 121L121 123H122V125L123 124H129V126H130V128H128L127 126L125 127V125L123 126V128H121L122 126L121 125H119L120 124V122L119 121ZM143 120V121H142ZM147 120V121H146ZM169 120V119H168ZM229 120L230 121H234V123L232 122V124H233V127H232V125H231V122L229 123ZM261 120V121H260ZM224 121H226V123H227V125H228V127H229V125L231 126V127H229L230 129H226V127H227V125L225 126V131H224V129L221 127V126H224V124H226ZM263 121V122H262ZM119 122V124H117L118 126H117V129L115 128L116 126V123H118ZM128 122V123H127ZM131 122V123H130ZM134 122V123H133ZM137 124H136V123ZM140 122V123H141ZM152 122H153V120H152ZM167 122V121H166ZM251 122V123H250ZM36 123V124H35ZM134 125H133V124ZM141 123V124H142ZM160 124V125H158V124ZM168 123V122H167ZM260 123L262 124V125H260ZM39 124V125H38ZM84 124V125H83ZM221 125V126H218V125ZM234 124H235V126H234ZM236 124L239 126V129H238V126L236 127ZM86 125V126H85ZM88 125V126H87ZM169 125V124H168ZM210 125H212L211 126V128H213L214 130H215V128L213 127V126H218V127H220L221 129H219V131L220 132H218L217 133V131H218V129H217V131H211V129H210ZM245 125H249V129L247 128V126H245ZM39 126V127H38ZM95 126V127H94ZM120 126V128H121V130L118 128ZM135 126V127H134ZM162 127V126H164V127H162V129L164 130H162L160 127ZM195 126H196V128H195ZM217 126H216V128H217ZM245 126V127H244ZM33 127V128H34ZM90 129H89V128ZM93 127V128H92ZM141 127H142V129H141ZM159 127V128H158ZM194 127V128H193ZM207 127H209L208 128V134H209V130H210V132H213V134L216 136H219V135H229V138L230 137H232V139L230 138H228L226 135L224 136V137H226V138H224V140L223 141H225V142H223L224 143V147L223 146H221V144L223 145V143H221V142H217L216 140H218L219 141V139H217L216 138V140L214 139V136H210V135H208L207 134V132H203L202 133V130L204 129V131H207ZM242 127V128H241ZM126 129L127 128V134L126 133H124V134H126V135H124L123 133V135L122 134H120L121 132H122V130L123 129ZM140 129L141 130V132H140V134L141 135H143V137L139 134V136H138V134H137V130H134V129ZM150 128V127H149ZM155 128V129H154ZM174 128V129H173ZM188 128H190V129H188ZM191 128H193V129H195V130H193V129H191ZM236 129V130H241V132L239 131V133H242L246 138H243V140H241L242 138H239V140L241 141V142H245V139H249L248 141L246 140V142L248 143V144H246V145H248V147L245 145V143H244V146H246V150H248V148H249V146L251 147V145H250V143L251 142H254V143H256V144H258V147H256V148H259L258 150H256V153L254 154V152H255V147H252V148H254V151L252 152L251 151V148H249V150L253 153V154H250L251 156H249V154H247V153H249L248 151L245 153V155H243L244 154V151H242L244 148H242V147H240L239 148V144L237 145L236 143H238V142H240V141H237V140H235V138H234V140L235 141H237L235 144L238 146V148H237V146H235V148H233L234 147V143H232L231 144V140H233V136L235 137L236 136V133H235V131L236 130H233V129ZM89 129V130H88ZM120 131H119V130ZM128 129H130V131L128 130ZM146 129V128H145ZM167 129V130H166ZM171 129V130H170ZM199 129H201V131H199ZM247 129H248V131H247ZM259 129L261 130V132L259 131ZM96 130V131H95ZM139 130V131H140ZM149 130L150 129H147V131L145 132L146 134L149 132ZM175 130V131H174ZM193 131L194 133L195 132H200L199 134L198 133H196V137L195 136H193V135H191V136H193V137H195V139H197V141L194 139V141L192 142V141H190L188 144L189 145H187L186 143V141H183L184 139H181V138H186L185 136V132L186 133H189V134H193V132H188V131ZM197 130V131H196ZM226 130H228L229 132H227ZM252 130H254V131H252ZM27 131V130H26ZM33 131V132H32ZM90 131H91V134H90ZM125 131V130H124ZM137 131V132H136ZM160 131V132H159ZM169 131L170 133L168 134L167 132ZM174 131V132H173ZM238 131H236L237 132V134H238ZM115 132H117V134L115 133ZM221 132H222V134H221ZM224 132H225V134H224ZM232 132H234L235 133V135L232 133ZM113 133L114 134H116V136L115 135H113ZM139 133V132H138ZM144 133V134H145ZM215 133H217V134H215ZM230 133H232L233 135H230ZM26 134H28L27 132H25V138H27L26 136ZM36 134V135H35ZM113 135V137H111L110 138V136L109 135ZM120 134V135H119ZM129 134V135H128ZM150 134H148V136L150 135ZM175 134V135H174ZM183 135V137H181V135ZM203 134V135H202ZM205 134L206 135H208V137L207 136H205ZM34 135V136H33ZM99 135L103 138V139H99V138H101V137H99ZM106 135V136H105ZM111 135V136H112ZM157 135V136H156ZM170 135V136H169ZM199 135H202V138L201 137H199ZM212 135V134H211ZM239 135V134H238ZM237 135V136H238ZM255 135H257V136H255ZM258 135H259V137H258ZM263 135V136H262ZM103 136H105L106 138L105 139H107V140H105L104 139V137ZM117 136H119V137H117ZM121 136V137H120ZM176 136V137H175ZM180 136V137H179ZM205 136V137H204ZM210 136V137H209ZM216 136V137H217ZM242 136V135H241ZM243 136V137H244ZM44 137V138H43ZM92 137H94V139L92 138ZM142 137V138H141ZM172 137V138H171ZM173 137L175 138L173 141H175L176 139L178 140L179 138L183 141L182 142V145H180L181 143V141H176L180 146H179V148L180 149H178L176 146V144L177 143H175V142H173V143H175V144H173L172 143V139H173ZM178 137V138H177ZM188 137H190V135L188 136ZM199 137V138H198ZM213 137V138H212ZM221 136H219V138H220ZM43 138V139H42ZM96 138V139H95ZM115 140H114V139ZM144 138V139H145ZM169 138H171V141H170V139ZM192 138V137H191ZM201 138V139H200ZM223 138V137H222ZM263 138V139H262ZM93 139V140H92ZM143 139V140H144ZM150 139V138H149ZM166 139H169V140H166ZM188 139V138H187ZM202 139H208L207 140V142H209L210 144H211V146H214V147H211L210 148V144L209 143H204L205 145H203L202 143H201V145H198V144H200V142H204ZM212 140V142H211V140ZM229 139V140H228ZM238 139V138H237ZM257 140V141H255V140ZM32 140V142H35V141H33ZM96 140V141H95ZM104 140V141H103ZM112 140H114V141H116L115 143L112 141ZM164 140H166L167 142L166 143H164L165 141ZM192 140H193V138H192ZM200 140V141H199ZM222 139H220V141H221ZM253 140V141H252ZM39 141V140H38ZM37 141V144L40 142H38ZM112 141V142H111ZM160 141V142H159ZM164 141V142H163ZM228 141V142H227ZM231 141V142H230ZM234 141V142H235ZM95 142V143H94ZM101 142V143H100ZM107 142H105V143H107ZM152 143V144H155V143ZM161 142H163V143H161ZM170 142V143H169ZM186 142V143H185ZM194 142H196V143H194ZM213 142H214V145H213ZM216 142V143H215ZM230 144V147H231V152L230 153H232V152H234V153H232V154H230V156H229V153H228V151L230 150V147L229 146H227L228 144ZM168 143V144H167ZM171 143H172V145H171ZM219 143H221V144H219ZM93 144H94V146H93ZM98 144V145H97ZM155 144V145H156ZM165 144V145H164ZM193 144V145H192ZM195 144H197V145H195ZM207 144H209V145H207ZM263 144V145H262ZM39 145V144H38ZM95 145H97L98 146V148H96V146ZM169 145L170 146H172V148L171 147H169ZM173 145H175V147L173 146ZM185 147H184V146ZM195 145V146H194ZM202 145H203V147H205L206 145L207 146H209L208 148H210L209 150H208V148H205L206 150H207V154H209L208 152H210L211 150H212V148H214L215 150V154H214V152H211V156H210V159H209V157H208V159L206 158L207 156H209V155H207L206 154V157H204L205 156V149H203V151H199L198 149H201L202 148ZM216 145V146H215ZM218 145H219V148H220V151L217 149L218 148ZM241 145V144H240ZM262 145V146H261ZM117 147H118V145H116ZM115 146V147H116ZM167 146V147H166ZM183 146V147H182ZM188 146V147H187ZM194 146V147H193ZM197 146H199V148L197 147ZM227 146V147H226ZM243 146V145H242ZM252 146H253V144H252ZM254 146H257V145H254ZM262 147V148H260V147ZM92 147H94L93 149L95 150V148H96V151H98V152H96V153H98V154H95L94 153V151H93V149L91 150V148ZM116 147V148H117ZM152 147H154V145H152L151 146V148ZM160 147V146H159ZM174 147V148H173ZM197 147V148H196ZM228 148V149H226V148ZM115 148V149H116ZM156 148V147H155ZM155 148H154V150H155ZM170 148V149H169ZM185 148V149H184ZM187 148V149H186ZM188 148H189V150H188ZM194 148V149H193ZM112 150V151H118L117 149L116 150ZM168 149V150H167ZM184 149V150H183ZM196 149V150H195ZM222 149V150H221ZM224 149L225 150H228L227 151V154L228 155H226V154H222L223 152H226V151H224ZM240 150L241 149V151L243 152V154L241 153V151L239 152L240 154V156L242 157V160H241V157L238 155V154H236L237 152H236V150ZM153 150V148H152V152L154 151ZM157 150H158V148H157ZM198 150V151H197ZM238 150V151H239ZM90 151H92V153H89ZM101 151V150H100ZM160 151V150H159ZM162 151V150H161ZM171 151H170V153L169 154H167V155H171ZM175 151V152H176ZM187 151H189V152H187ZM192 151H193V153H199L200 152V154H202L203 155V160H204V158L205 159H207L209 162H210V164H209V162L207 163L206 161H203L202 159H200L199 160V154L196 156L195 154L192 156V155H190V154H193L192 153ZM219 151V152H218ZM41 152V153H42ZM105 152H106V150H105ZM108 152V151H107ZM191 152V153H190ZM216 152L219 154V153H221V154H219L220 156H218V154H216ZM250 152V153H251ZM188 154L189 155V157L190 158H193L194 156L195 157H197L196 158V160H197V162H196V160H194V158H193V160L192 159H190L189 157H188V155H185V154ZM261 153H263V154H261ZM95 154V155H94ZM154 154H155V152H154ZM154 154H150V156L149 155H144L145 156V158L147 157V156H149L150 158H151V156L152 155H154ZM259 154V155H258ZM41 155V154H40ZM112 155H115L113 152H112ZM166 155V156H167ZM172 155H174V152L172 153ZM202 155H200V156H202ZM215 155H217L218 157H220V158H217V160L215 159V160H212L213 159V157H215ZM235 155V156H234ZM238 155V160H237V158H235L236 156ZM248 155V156H247ZM254 155V156H253ZM96 156V157H95ZM221 156H223L225 159H226V163H227V160L229 159V161L228 162H231V163H228V165L229 164H232V165H227L226 163H224L225 161V159L223 160L224 162V164H226V166H228V167H232L233 168V171H232V168H230V172H231V174H230V176H229V171H227V170H225V169H227V168H225V165L223 166V165H221V164H223V163H221L220 162V160L219 159H221ZM247 156V157H246ZM262 156V157H261ZM45 157V158H44ZM95 157V158H94ZM184 157V158H183ZM223 157H222V159H223ZM233 157V158H232ZM245 157V158H244ZM249 157H251L249 160H247ZM79 158H80V160H79ZM149 158V159H150ZM170 158L171 157H169V161L170 162H168V163H171L170 165L172 166L173 164V162H175V161H177V159L176 158H174V156H173V158H172V160H175V161H171L170 160ZM188 158V159H187ZM232 158V160H230ZM237 160V163H236V160ZM240 158V159H239ZM247 158V159H246ZM256 158V162H253L254 160L253 159H255ZM258 158H259V160H258ZM83 159V160H82ZM136 159V158H135ZM148 158H146L145 159V161L147 160ZM186 159V160H185ZM153 160H155V158L153 159ZM157 160H159V161H157ZM167 160V161H168ZM192 160V165L190 164V161ZM202 160V161H201ZM241 160V161H240ZM245 160H247L246 162H245ZM251 160V161H250ZM258 160V161H257ZM261 160V161H260ZM50 161V162H49ZM132 161V160H131ZM137 163H136V162ZM199 161V162H198ZM215 161V162H214ZM233 161H235V162H233ZM239 161V162H238ZM95 162V163H96ZM147 162V161H146ZM145 162V163H146ZM154 162V161H153ZM186 162V163H185ZM188 162V163H187ZM196 162V163H195ZM201 162H204V164H205V162H206V166H207V164H209L207 167L204 165V166H202L203 164L201 163ZM212 162V163H211ZM246 164H245V163ZM247 162H248V164H247ZM251 162V163H250ZM253 162V163H252ZM40 163V165H42ZM46 163V164H45ZM51 163H52V165H51ZM54 163H56V164H54ZM144 163V162H143ZM143 163L141 164L142 166H143ZM145 163H144V165H145ZM155 163V162H154ZM185 164V165H181V164ZM199 163H201V164H199ZM216 163H219V164H216ZM221 163V164H220ZM242 163V164H241ZM47 164H49V165H51V166H49V165H47ZM90 164H92V165H90ZM98 164V163H97ZM147 164V163H146ZM179 164V165H178ZM196 166H195V165ZM198 164V165H197ZM234 164V165H233ZM237 164L239 165V166H241L242 165V167H239V166H237ZM241 164V165H240ZM56 165H57V167H56ZM87 165V166H86ZM139 165V164H138ZM140 165V166H141ZM155 165V164H154ZM156 165V166H157ZM186 165H191V166H186ZM235 165H236V167H237V169L238 170H241V171H239L238 172V170L236 169V167H235ZM258 165V166H257ZM261 165V166H260ZM155 166V168H157ZM181 166H183V167H181ZM194 166V167H193ZM200 166H201V169H203L204 167L208 170V167H210L209 168V170L207 171L206 169L203 171V170H198V169H200ZM215 166V167H214ZM218 166V167H217ZM221 166H223L222 168H220ZM96 167V166H95ZM165 167H167V166H165ZM186 167V168H185ZM189 168V171H187L188 170V168ZM217 167V168H216ZM235 167V168H234ZM239 167V168H238ZM263 167V168H262ZM173 168V167H172ZM192 168H194V169H191ZM225 168V169H224ZM241 168V169H240ZM256 168V169H255ZM49 169V170H50ZM89 169V170H88ZM183 169H184V172H183ZM218 171H217V170ZM235 169V170H234ZM253 169V170H252ZM169 170V171H170ZM191 170V171H190ZM198 170V171H197ZM222 171V172H224V173H227L228 174V176H227V174H223L222 175V173H221V178H220V176L219 177H217L218 176V173H220V171ZM246 170V171H245ZM159 172V173H157V172ZM161 171V172H160ZM176 171V172H177ZM186 171H187V173H186ZM211 173H210V172ZM217 171V172H216ZM235 171V172H234ZM50 172V171H49ZM190 172V173H189ZM196 172H197V175H198V177L196 176ZM200 172H202V175H201V173ZM233 172L235 173V174H233ZM255 172V173H254ZM263 172V173H262ZM48 173V172H47ZM160 173H166L168 176L169 175H172V176H169L170 178H173V176H175V175H179L180 176V179L178 178V176L175 178V181L176 182H178V180H181L180 182L181 183H184L182 186H180V184H177L176 186H174L173 184H172V182H174V179H169V181L167 180L168 179V176L164 179V174L163 175H160V176H162L161 178L159 177V175L158 174H160ZM186 173V175L187 176H189V177H187L186 175H184ZM188 173H189V175H188ZM208 174V176H206L205 177V175L204 174ZM217 174V176H216V174ZM243 173V174H242ZM245 173L247 174V175H245ZM252 175H251V174ZM52 174V173H51ZM87 174V175H86ZM210 174L212 175L211 177H210ZM214 174H215V176H214ZM242 174V175H241ZM91 175H93V174H91ZM158 175V176H157ZM184 175V176H183ZM199 175H201L200 177H202L203 175H204V177L206 178H203V181L206 183L207 181H209L208 183H206V184H203V186L204 187H202V186H200V185H202V178H201V182L199 181ZM240 175V176H239ZM244 175V176H243ZM249 175V176H248ZM256 175V176H255ZM41 176H42V174H41ZM44 176V175H43ZM42 176V177H43ZM224 176V177H223ZM231 176L234 178H231ZM247 176V177H246ZM253 176V177H252ZM215 177V178H214ZM236 177V178H235ZM243 177H245V178H243ZM44 178V177H43ZM157 178H158V180H157ZM190 178V179H191ZM209 178V179H208ZM213 178V179H212ZM226 179V180H224V179ZM230 178V179H229ZM239 178V179H238ZM248 178V179H247ZM256 178V179H255ZM162 179H164V180H162ZM198 179V180H197ZM212 179V180H211ZM218 179V180H217ZM223 180V182L224 183H222V180ZM228 179V180H227ZM233 179V180H232ZM236 179V180H235ZM241 179V180H240ZM243 179H244V182H243ZM165 180H167V181H165ZM207 180V181H206ZM220 180V181H219ZM229 180H230V182H229ZM235 180V181H234ZM238 180V181H237ZM247 180V181H246ZM66 181V182H67ZM85 181V182H84ZM149 181V180H148ZM148 181H146V182H148ZM162 181H164L163 182V184H162ZM172 181V182H171ZM184 181V182H183ZM188 181V180H187ZM211 181H212V183H211ZM215 181V182H214ZM216 181H218L217 182V184H216ZM249 181V182H248ZM263 183H262V182ZM50 183H52L53 184V182H51V181H49ZM145 182V183H146ZM165 182H167L168 184H169V186L168 187H166L168 184L167 183H165ZM171 184H170V183ZM176 182L174 183V184H176ZM180 182H178V183H180ZM201 184H200V183ZM219 182H221L220 184H219ZM226 182V183H225ZM228 182V183H227ZM231 182H234V183H232L231 184ZM240 182V183H239ZM247 182V183H246ZM49 183V184H50ZM149 183V184H150ZM239 183V184H238ZM250 183V184H249ZM255 183V184H254ZM45 184H48V183H45ZM45 184H43L44 185V187H45ZM48 184V185H49ZM59 184H57V186H60ZM63 184V186H65L66 187V185H68L67 183H66V185H64ZM148 184V183H147ZM157 184H159V186H157ZM210 184H212V187H211V185ZM215 184H216V186H215ZM222 184H223V186H222ZM228 184H230V185H236V188L238 189V190H233V188H232V186L231 187H229V185ZM242 184H243V187H242ZM48 185H47V187H48ZM51 185V184H50ZM49 185V186H50ZM56 185V184H55ZM54 185V186H55ZM163 185H164V187H166V188H164L163 187ZM170 185H172V186H170ZM219 185V186H218ZM238 185H240L239 187H238ZM245 185V186H244ZM56 186V187H57ZM80 186H78V187H80ZM162 188H164V189H161V187ZM197 186V189L195 188ZM199 186V187H198ZM208 186V187H207ZM209 186H210V188H209ZM254 186V187H253ZM43 187V188H44ZM47 187H45L44 189L46 190V188ZM51 187V186H50ZM50 187H48V188H50ZM68 187V186H67ZM66 187V188H67ZM146 187H147V185H146ZM160 187V188H159ZM170 187H173V189H171ZM178 187H180V188H178ZM203 188V191H205V193H203V191H200L202 188ZM224 187V188H223ZM227 187V188H226ZM245 187V188H244ZM48 188H47V191H48ZM59 188V187H58ZM58 188H55L56 190L58 189ZM62 187H60V189H61ZM64 188V187H63ZM158 188V189H157ZM167 188H169L170 190H168ZM188 188H186V189H188ZM208 188V189H207ZM216 188V189H215ZM222 190H221V189ZM226 188V189H225ZM229 188V189H228ZM230 188H232V189H230ZM239 188H240V190H241V188H243L241 191L239 190ZM155 189V190H154ZM159 189H161L160 191H158ZM179 189V190H178ZM245 189V190H244ZM256 189H257V191H256ZM260 189V190H259ZM263 189V190H262ZM52 189H50V191H51ZM63 190V189H62ZM62 190H60V192H63ZM65 190V189H64ZM66 190H70V189H66ZM71 190H72V187H71ZM151 190H153V192H151ZM164 190H166V191H164ZM198 190H199V192H198ZM207 190V191H206ZM218 190V191H217ZM227 190L229 191H231V192H229L228 194H229V198H231V199H228V198H226V195H227ZM252 190L254 191V192H252ZM55 191V190H54ZM54 191H52L53 193H54ZM57 191H59V190H57ZM170 191V192H169ZM171 191H173V192H171ZM222 193H224L223 195L222 194H220L221 192ZM225 191V192H224ZM243 191V192H242ZM260 191V192H259ZM159 192H161V193H159ZM201 192V193H200ZM239 192V193H238ZM257 192V193H256ZM262 192V193H261ZM57 193V192H56ZM59 193V192H58ZM57 193V194H58ZM150 193V194H149ZM194 194L193 196H192V194ZM208 193V194H207ZM230 193H231V196H230ZM238 195H237V194ZM241 193H242V195H241ZM243 193H244V195H243ZM259 193H261V194H259ZM55 194V193H54ZM154 194V195H155ZM158 194L156 195L157 197H158ZM200 194V195H199ZM202 194V195H201ZM204 194V195H203ZM207 194V197L205 196ZM219 194H220V197H218L219 196ZM226 194V195H225ZM163 195V196H162ZM192 196L193 197V199L196 197V199H194L193 201L191 200V197H190V200H189V196ZM234 195H236V197L240 200V198L242 199L243 198V196L245 197V199L243 198V203H244V201H245V203L247 202V204H248V206H250V207H248L247 206V209L249 208L250 209V211H248V213L249 212H251V210L253 209V207H252V204H250L249 205V203L248 202H252L253 204H254V202H255V204H254V208L256 209V207L258 208L259 206H261L262 207V205H260V204H263V208L261 209V208H258L259 210L257 211V212H255V210H254V212H252V214L254 215V216H251L252 214L251 213H247V210L245 209L244 211L242 210V208L244 209V208H246V207H243V206H246V205H239L238 204V202L240 203V201H238V200H236L237 198H234L235 196ZM239 195H241V196H239ZM251 195H252V198L250 199V197H251ZM147 196H145L146 198H150V197H147ZM205 196V197H204ZM222 196H223V199H226V201L227 200H233L232 202L230 201H228V203L225 201V202H223L224 200L222 199ZM228 196V195H227ZM248 196H249V199H248ZM259 197V198H255V197ZM145 197H142V198H144L145 199ZM152 197V196H151ZM154 197V196H153ZM157 197H156V199H157ZM161 197H159L158 199H160L161 200ZM172 197V196H171ZM201 198V200L203 199V197H204V199L203 200H205V201H198V199L200 200V198ZM254 197V198H253ZM155 198V197H154ZM206 198V199H205ZM208 198V199H209ZM218 198H219V200H218ZM246 198H247V200H246ZM151 199V198H150ZM158 199L156 200V202H155V200H154V202L155 203H157L158 202ZM162 199H164V198H162ZM220 199H222V200H220ZM234 199L236 200V202H237V204H235L236 202L234 201ZM254 199H258V200H254ZM94 201H96L97 199H93ZM169 200V199H168ZM171 200V199H170ZM169 200V201H170ZM189 200V201H188ZM213 200V201H212ZM260 200H261V202H260ZM68 202H67V204L66 205H68V204H70V205H68V207H69V209H70V211L71 212H73V211H75V209H76V207H78V201L76 200V199H74V198H71V197H68V200H67ZM164 201H165V199H164ZM163 201V202H164ZM167 201V200H166ZM177 201H175V202H177ZM184 201V202H183ZM219 201V202H218ZM160 202V201H159ZM162 202V201H161ZM178 202H177V204H178ZM190 202V203H189ZM234 202V203H233ZM167 203V202H166ZM166 203H163V204H166ZM169 203V202H168ZM194 203H196V202H194ZM199 203V204H198ZM207 203H210V202H207ZM157 204H159V203H157ZM163 204H161L160 203V205H163ZM178 204V205H179ZM188 204H186V205H188ZM217 204L219 205V206H217ZM155 206H157V205H155ZM172 206H173V204H172ZM175 206V205H174ZM191 206V205H190ZM194 206H195V204H194ZM212 206V207H211ZM149 207V206H148ZM154 207V206H153ZM165 207H166V205H165ZM165 207H162V208H160L159 207V205H158V207H157V213L156 212H154V208H153V211H152V209H150V210H148V208L146 209V211H150V212H154V213H152L153 215H150V213L149 214H146L147 212H145V214H143L144 212L142 211V214L143 215H141V217L140 218H142V216H143V218L141 219L142 221H144V220H146V219H148L149 217H150V219L151 218H153V219H151V220H153V221H155V220H158V222L160 221H164L165 219V222L167 221V218L169 217V221H170V225H171V227L173 228V225L172 224H175L176 223V225H177V222H179V221H177V218H179V220L181 219V216H180V213H178V212H180V211H178V212H176V210H175V212H174V214H171V213H173V211L170 213V212H166V214H163V212H164V210H165ZM168 207H169V204H168ZM177 207V206H176ZM191 207H193V206H191ZM240 207H242V208H240ZM251 207H252V209H251ZM125 208V207H124ZM151 208V207H150ZM194 208V207H193ZM156 209V208H155ZM170 209V208H169ZM169 209H167V210H169ZM173 209V208H172ZM198 209L197 210H195V211H198ZM122 211H120V212H122L120 215H122L123 216V214H124V216L125 215H127V214H125V212H126V210L124 211V209H121ZM161 210V211H160ZM181 210V209H180ZM124 211V212H123ZM132 211H134V210H132ZM138 211V210H137ZM156 211V210H155ZM170 211V210H169ZM241 211V212H240ZM159 212V213H158ZM160 212H162V217H164V220L162 219V217L160 218V220H159V217H158V219L157 218H154V217H156L157 215L159 216V214H160ZM199 212V213H200ZM260 214H259V213ZM135 213H137L136 211H135ZM176 213V214H175ZM179 214V216L177 217L176 215H178ZM193 213H195V212H193ZM232 213V214H231ZM134 214V213H133ZM132 214V215H133ZM140 214H141V212H140ZM156 216H155V215ZM196 214V213H195ZM198 214V213H197ZM196 214V215H197ZM216 214V215H215ZM244 214V215H243ZM251 214V215H250ZM131 215V216H132ZM136 215H138V213L136 214ZM147 215H149V217L147 216ZM166 217H165V216ZM172 215H173V217H172ZM175 215V216H174ZM191 215H192V213H191ZM196 215H195V217H194V214H193V217L196 219ZM208 215V214H207ZM228 215V216H227ZM230 215V216H229ZM236 215H240V217H241V215H243L242 217L243 218H240L239 217V220H238V216H236ZM246 215V216H245ZM249 217H248V216ZM130 216V217H131ZM144 216H146V217H148V218H144ZM153 216V217H152ZM168 216V217H167ZM182 216H184V215H182ZM235 216H236V218H235ZM262 216V217H261ZM126 217V216H125ZM135 217H139V216H135ZM175 217V218H174ZM190 217H192V216H190ZM200 217H201V215H200ZM200 217L198 216L197 218H199V220H200ZM204 217V216H203ZM227 217V218H226ZM235 219H234V218ZM252 218V219H249V218ZM256 219H255V218ZM261 217V218H260ZM134 218V215H133V217H131V219H133ZM187 218H189V214L187 215ZM193 218V219H194ZM208 218V217H207ZM230 218V219H229ZM130 219V220H131ZM190 219V218H189ZM188 219V220H189ZM192 218L189 220V221H194L195 222V219L193 220ZM228 221H227V220ZM248 219V220H247ZM134 220H136L137 222H133V226L131 227V229L132 230H134V228L133 227H136L135 229V231L136 232H134V234H141V233H139L140 231H142L143 230V227L142 226H144V230L143 231H147V230H145L146 228L148 229V227H150V224H153V223H151V222H153V221H150V220H147V221H144V222H146V223H148V225H147V227L145 226V224H144V222H141V220L138 222V219L136 218H134ZM173 220V221H172ZM175 220H176V222H175ZM184 221H185V219H183ZM182 220V221H183ZM205 220H207L206 219V215H205ZM232 220V221H231ZM242 220V221H241ZM251 220V222L247 225L246 224V221H250ZM169 221L167 222V224L169 223ZM183 221V222H184ZM188 221V222H189ZM201 221V222H202ZM224 221V222H223ZM233 222V221H235L234 223H236L237 221L238 222H243L244 224H246L248 227H251V228H248L247 226V229H251V231H248L247 229H246V227L244 226V224L242 225V223L240 224V223H236V226H235V224L233 223V225L235 226H233L232 225V223H230V222ZM259 222H261L260 220H258ZM74 222H75V225L78 227L79 225H80V222H79V220H78V218L77 217H75L74 218ZM158 222H156L155 221V223L154 224H156L155 226H154V224H153V226L151 225V227L149 228V230H152V231H154L153 230V228H155V227H157L156 228V230H155V232L157 231V230H159V229H161L160 228V224L158 223ZM172 222V223H171ZM181 222V221H180ZM198 222H200V221H198ZM228 222L230 223V228H231V230L229 229V231H227L228 230V228H229V225L227 226V224H228ZM261 222V223H262ZM114 222H112L111 221V224H113ZM119 223V221L118 222H115V224H113V226L114 225H116V224H118ZM135 223H137V224H135ZM139 223H140V225H141V228H139ZM162 224H164L163 222H161ZM248 223V222H247ZM263 223H262V225H263ZM109 224H110V222H109ZM160 226H159V225ZM179 224V223H178ZM182 224H185V223H182ZM240 224V225H239ZM169 225V224H168ZM170 225H169V227H170ZM175 225V226H176ZM198 225H201V224H198ZM217 225V226H216ZM262 225H261V227H262ZM34 226H36V233L34 234V236L32 235V236H30L31 237V239H30V237H28V235L26 236L27 237V240L29 239V242L31 243V244H29V243H27L24 239V241L25 242H23V240H22V245H19V247L20 246H22V247H20L19 249L21 250H23L24 251V249H23V247L26 249L27 248V250L26 251H32V250H35V252L33 251L32 253H38L39 252V254L41 253V251H43V253L45 254L46 253V255L50 258V259H52L51 257H50V255L49 254H51L50 252H48L47 253V251H59V250H57V247H52V246H50V245H48L47 244V240H46V238H47V225L46 224H44V223H40V224H36V225H34ZM109 226V225H108ZM107 226V227H108ZM158 226H159V228H158ZM165 226H166V224H165ZM178 226V225H177ZM182 226V225H181ZM202 226V225H201ZM203 226H204V224H203ZM227 226V227H226ZM237 226H239L240 228H238ZM264 226V225H263ZM110 227V226H109ZM170 227V228H171ZM183 227L184 226H182V228L180 227V228H174V229H172L171 230V232H170V230H169V233L168 234H172L173 233V236H175L174 234H179L178 236L180 237L181 236V232H182V229H183ZM204 227H207V226H204ZM257 227H259V228H257ZM5 228V227H4ZM4 228H2L3 230H4ZM8 228V227H7ZM106 227L104 226V229H105ZM114 228V227H113ZM164 228V227H163ZM162 228V230H164ZM166 228H167V226H166ZM202 228V227H201ZM210 228V230H208ZM217 228V229H216ZM242 228H244L245 230H247V231H245V230H243ZM2 229H0V232H1V230ZM107 229V228H106ZM105 229V230H106ZM110 229L111 230H108V232H109V234L111 235V233H113V232H115V230L113 231V229H112V226L110 227ZM131 229H130V231H131ZM168 229V228H167ZM205 229V228H204ZM242 229V230H241ZM261 229H263L264 230V227L263 228H261ZM260 229V230H261ZM6 230V229H5ZM8 231H9V233L11 232V233H13L12 232V230L9 228V229H7ZM11 230V231H10ZM161 230V231H162ZM8 231H5L3 234H1V235H4L3 237H1L0 238V242H2V241H4L5 239H7L8 237V235L6 234V233H8ZM102 231H104V230H102ZM142 231V232H143ZM165 231H168V230H165ZM213 233H212V232ZM243 231V232H242ZM245 231V232H244ZM42 232V233H41ZM104 232H107V230L106 231H104ZM103 232V233H104ZM108 232H107V234H108ZM111 232V233H110ZM132 232V231H131ZM151 232V231H150ZM175 232V233H174ZM194 232H196V231H194ZM197 232H198V230H197ZM210 232V233H209ZM215 232V233H214ZM218 232V233H217ZM229 232V233H228ZM232 234H231V233ZM261 231H259L258 233H260ZM8 233V234H9ZM152 233H154V232H152ZM151 233V234H152ZM159 233V232H158ZM162 233H163V231H162ZM224 233V234H223ZM246 233H247V235H246ZM252 233H254V235H253V237L251 238V239H249L248 241H247V239H246V237L248 238L249 237V235L250 236H252L251 234ZM262 233H264L263 231H262ZM262 233H260L261 235H262ZM132 234H133V232H132ZM131 233H130V237H133V235H132ZM137 234V235H138ZM148 234V233H147ZM212 234H213V236L216 234V236L215 237H212ZM230 234H231V236H230ZM239 234V235H238ZM249 234V235H248ZM12 235V234H11ZM103 235V234H102ZM105 235V234H104ZM132 235V236H131ZM136 235V236H137ZM146 235V234H145ZM156 235H157V232H156ZM155 235V233H154V236H156ZM159 235H160V233H159ZM167 234H165V236H166ZM199 235H201V237L199 236ZM209 235V236H208ZM234 235V236H233ZM240 235H245L246 237L244 238L243 236H240ZM259 235V234H258ZM5 236L7 237V238H5ZM9 236H10V234H9ZM98 236V235H97ZM97 236H95V239H93V241H98V243L100 242V241H102V242H105V244H106V242L107 241H103V240H101L102 238H103V236H101V234H100V236L102 237H100L101 239H97L96 237ZM109 236V235H108ZM108 236L106 237V238H108ZM111 236H113V235H111ZM164 236V235H163ZM169 236V235H168ZM167 236V237H168ZM171 236V235H170ZM177 236V237H178ZM210 236H211V238H218V240H219V242L218 241H216V239L214 240V242H213V240H211L210 241ZM99 237V236H98ZM129 237V238H130ZM159 237V236H158ZM225 237V238H224ZM226 237L228 238V239H226ZM239 237H241L242 239L240 240L239 239ZM13 238V236H11V238L10 239H12ZM25 238V237H24ZM106 238L104 239V240H106ZM112 238V237H111ZM134 238H137V237H135V235H134ZM148 238H149V236H148ZM161 238H163V237H161ZM161 238H159V239H161ZM170 238V237H169ZM173 238V237H172ZM171 238V239H172ZM207 238H208V240H207ZM4 239V240H3ZM9 239V238H8ZM7 239V240H8ZM26 239V238H25ZM57 241H63L64 239H66L65 237L63 238L62 237V235L61 234H59L58 236H56V238H55ZM109 239H110V237H109ZM132 240H133V238H131ZM163 239H166L165 237L163 238ZM170 239V240H171ZM234 239V240H233ZM2 240V241H1ZM7 240H6V242H7ZM90 240H91V238H90ZM108 240V239H107ZM111 240V239H110ZM109 240V241H110ZM136 240V239H135ZM162 240V239H161ZM169 240V239H168ZM227 240H228V244H226V242H227ZM254 240H255V237H254ZM9 241V240H8ZM81 241H82V243H83V239L81 238L80 240H79V243L78 244H74L75 246H77L78 245V247L80 248V249H78L77 248V252H81V250H82V253L79 255V254H76V253H74L73 252V250H74V248L75 247H73V245H70V244H66V242L64 243L63 242V246H62V248L61 249H63V250H66V251H68V253H69V255H67V252L65 251V255H67L68 257L69 256H72L71 257V259H69V262L70 261H74V262H76V264H78L79 262H80V264H82V259H83V257L82 256H84V255H86V252L85 251H87V249H85L84 248V246H82V244H80L81 243ZM108 241V242H109ZM206 241V242H205ZM208 241V242H207ZM226 241V242H225ZM233 241V242H232ZM239 241H241V243H242V245H241V243L239 242ZM5 242V241H4ZM3 242V243H4ZM157 242H158V240H157ZM217 242V243H216ZM237 243V244H235V243ZM251 242H253V241H251ZM263 242L264 241H262L261 243L263 244ZM23 243H27V244H23ZM62 243V242H61ZM61 243H60V247H61ZM95 243H97V242H94V244ZM111 243V242H110ZM110 243H108V245H110ZM159 243H160V241H159ZM205 243H207V244H205ZM213 243H215V244H213ZM220 243V244H219ZM232 243V244H231ZM240 243V244H239ZM248 243H250V242H248ZM247 243V248H245V249H247V252L248 251H250L248 248V246H250L249 244ZM257 242H253V244H256ZM2 244V243H1ZM65 244L66 245H68L69 247V249H72V250H68V248L65 246ZM93 244V242H89V246H91ZM92 245V246H95V245ZM104 244V245H105ZM112 245L110 246L111 248H113L114 246H113V243H111ZM166 244V243H165ZM209 244H211V245H209ZM217 244H218V246H217ZM229 244L232 246V247H230L229 246ZM233 244H235V245H233ZM251 244V243H250ZM253 244H251V245H253ZM259 244V243H258ZM28 247H27V246ZM32 245V248L30 247ZM97 245V247L98 248H100V250H98V254H97V251L96 250H94V249H92V251H94V252H92V253H90L91 251H89V250H91V249H89L88 251H89V255H90V259H89V262H88V260L87 261H83V262H87L88 264H100V261H99V259L101 260H103L104 258L108 261V259H109V257H110V255H107V254H110L111 253V258H113V262H122V261H124V264H133L134 262L133 261H131L130 262V258H129V256H131L132 257V255H131V253H129V252H125L124 254L122 253V255H121V258H122V261H120L121 259L119 258V257H117L118 256V252H116L117 254H115V255H113L112 254V252L114 251V248L113 249H110V247H106L105 248V246L103 245V243H100V246L102 245V246H104L102 249H104V250H102L101 249V247L99 246V244H96ZM107 245V246H108ZM116 245V244H115ZM203 245V246H202ZM204 245H206V246H209V247H211L212 246V249L211 248H209V247H205ZM215 245V246H214ZM26 246V247H25ZM91 246V247H92ZM131 246H133V244L131 245ZM224 246H225V248H224ZM258 246V245H257ZM259 246L261 247V245L259 244ZM18 247V246H17ZM17 247H16V249L14 248V251L15 250H17ZM67 249H66V248ZM176 247V246H175ZM195 247V248H194ZM206 248V251H204L203 250V248ZM244 247H242V248H244ZM251 248H254V249H256L257 247H256V245H254V247L253 246H250ZM256 247V248H255ZM259 247V248H260ZM29 248H31L32 250H30ZM34 248V249H33ZM109 248V249H108ZM135 248V247H134ZM219 248V249H218ZM228 248V249H227ZM242 248H240V249H242ZM263 248H264V245H263V247H262V250L260 249V250H258V251H263ZM97 249V248H96ZM183 249V248H182ZM186 249V248H185ZM193 249V250H192ZM196 249V250H195ZM204 251V252H207V253H210V254H208V255H210L209 257H210V259H209V257H208V255L206 254V256H205V258H203L204 257V253L202 252V250ZM230 249V250H229ZM239 249V250H240ZM258 249V248H257ZM62 250V251H63ZM113 250V251H112ZM214 250V251H213ZM235 250V249H234ZM244 249H242L241 251H243ZM251 250H253V249H251ZM44 251H46V252H44ZM61 250H60V253H59V255H60V258H66L67 259V256H65L64 257V255H63V252H62ZM70 251V252H69ZM72 251V252H71ZM96 251V252H95ZM123 251V250H122ZM191 251H194L195 252V254H196V256L195 255H193L194 253L193 252H191ZM230 251V252H229ZM246 251V250H245ZM251 252V251H250ZM71 253H74L75 255H79V257H77V256H75L74 257V254L73 255H71ZM114 253V252H113ZM193 253V254H192ZM201 253H202V256H201ZM226 253L228 254V256L226 255ZM238 253H240V252H238ZM245 254H248V253H246V252H244ZM259 253V252H258ZM257 253V251H256V254H258ZM84 254V255H83ZM192 254V255H191ZM232 254V255H231ZM243 255V254H241V255H243V256H247V258L248 257H251L250 255H255V252L253 251V254H249V256L248 255ZM260 254V253H259ZM41 255V254H40ZM45 255V256H46ZM52 255V254H51ZM61 255H63V256H61ZM117 255V256H116ZM189 255V256H188ZM42 256V255H41ZM44 256V257H45ZM102 256H103V258H102ZM182 256L183 255H181V261H182ZM187 256L189 257V258H187ZM232 257L233 259V261H234V258L235 257ZM242 256V257H243ZM257 256V255H256ZM85 257V256H84ZM193 257V258H192ZM230 259H229V258ZM244 257V258H245ZM42 258V257H41ZM47 257H45V259H46ZM48 258V259H49ZM62 258V259H63ZM79 258H80V261H79ZM110 258V259H111ZM184 258H185V260L186 259H188V260H190V261H188V260H184ZM195 258V259H194ZM200 258H202V259H200ZM207 258L209 259V261H207ZM212 258V259H211ZM243 258V260L244 261H242V260H240V261H242L243 263L244 262H246V261H249V260H252V259H246V261H245V259ZM44 259V260H45ZM65 259V260H66ZM68 259L66 260L67 262H68ZM78 259V260H77ZM109 259V260H110ZM204 259H206L205 261H204ZM255 259V258H254ZM23 260V259H22ZM47 260V259H46ZM64 260V259H63ZM62 260V261H63ZM64 260V261H65ZM128 260H129V262H128ZM232 260H231V262H232ZM27 261H29V260H27ZM26 261V262H27ZM63 261V262H64ZM105 260H103L102 262H104ZM202 261H200V263L202 264L203 262ZM252 261H254V260H252ZM25 262V258H24V260L22 261V262H20L19 264H26V263H24ZM101 262V264H106V261L104 262V263H102ZM110 263H112L111 261H109ZM107 263V264H110V263ZM126 262H128V263H126ZM177 262V261H176ZM189 262V263H188ZM212 262V263H213ZM230 262V263H231ZM29 263V262H28ZM85 263H83V264H85ZM118 263V264H119ZM123 263V262H122ZM121 263V264H122ZM178 263L180 264V261H178ZM229 263V264H230ZM249 263V262H248ZM113 264V263H112ZM116 264V263H115Z\"/></svg>","mask_w":264,"mask_h":264},{"label":"bare ground","instance_id":"2","mask_svg":"<svg viewBox=\"0 0 264 264\" xmlns=\"http://www.w3.org/2000/svg\"><path fill=\"white\" fill-rule=\"evenodd\" d=\"M6 1H8L7 3H6ZM12 0H10V2H9V0H0V13L1 12H4V11H6V12H8L9 11V8H7V7H10V11L8 12V13H14L15 15H16V13L18 12L19 14H20V12L22 11V10H24L25 8V10H26V12H27V7L29 8L28 10H29V12L30 13H33L34 14V8H37V7H39V6H42L43 5V7L44 6H47L45 9H48V8H51L50 7V3H53L54 2V0H44L43 2H44V4H43V2L41 1V0H39V2H38V0H30V2L28 3V2H26L27 0H20L19 1V3L17 2V5H16V1L17 0H14V4H11V3H13V1L11 2ZM23 1H25V2H23ZM29 1V0H28ZM32 1V2H31ZM37 1V3H35ZM46 1H48V2H46ZM59 1H61V0H59ZM63 1V3L65 4L66 3V5L65 6H67V8H65V7H63V8H65V9H68V7L69 6H71V5H73L72 7H73V9H75L74 7H76V6H78L79 4H84V3H89V4H91V2L92 3H96V2H98L97 4L98 5H104V3H105V5L107 6V5H109V4H107L108 2L105 0H103L104 1V3L103 4H99L100 3V1L101 0H96V2H94L95 0H84V1H86V2H84L83 0H74V2H72V1H70V0H65V2H64V0H62ZM109 1V0H108ZM112 0H110L109 1V3L111 2ZM124 1H126V0H124ZM130 1V0H129ZM132 1H136V0H132ZM131 1V2H132ZM139 1H141V2H139ZM146 1V0H145ZM157 1H163V2H161L160 3V6H162V5H164V6H162L161 8L159 7V9H163V7L166 9V7H167V9H166V11L165 10H163V12L164 13H166L167 14V16L162 12V11H155V12H153V11H151L152 10V8H154V7H148V8H151V9H148V8H146L147 6V2L149 3L150 1H146V2H143L142 0H137V4L139 5L140 3V5H141V8H143L144 7V5L145 4H143V3H146V5H145V7H144V9H139L140 8V6L138 7V5L134 2V3H131V4H128V6H129V8L126 6L127 5V3H126V5H124L123 7L125 8L126 7V9H127V14H125L127 17H125V15H123V18L124 19H126V18H130V20H129V18L128 19H126L125 21H128V24H132V22H133V24H134V22L135 23H137L138 25H139V27L141 28V30L143 29V30H145V28H146V26L148 27V28H146V30L147 31H149V30H151V29H153V25L155 26V27H160L159 29H163V27H165L163 24H164V22H166V20H165V18H168V17H171V14L172 15H174V16H172V17H176V15H177V13H176V7H177V11L179 12V10H180V12H182V11H184L185 9L183 8V6H182V4H183V0H181V4H179V1L178 0H153L152 2H154L155 4H156V2ZM167 1V2H166ZM170 1H173V3L171 2V5H170ZM211 2V0H204V2ZM235 2V3H233V4H235V6L238 4V2H240V1H237V0H230V2ZM237 1V2H236ZM242 1V0H241ZM244 1V0H243ZM2 2H4V3H2ZM58 2V1H57ZM56 1H55V3H57ZM70 2V3H69ZM113 2V1H112ZM143 2V3H142ZM165 2H166V4H165ZM169 2V3H168ZM178 2V3H177ZM196 3L197 4V0H193L192 2H190L189 4H188V6H191L192 5V3ZM11 4V5H9V4ZM24 3V5H22ZM27 3H28V6H27ZM33 3V4H32ZM40 3V4H39ZM42 3V4H41ZM49 3V4H48ZM60 3H62V2H60ZM62 3V4H63ZM72 3V4H71ZM78 3V4H77ZM154 3H151V4H154ZM175 3H176V6H173V4L175 5ZM195 3H194V5H192V6H194V7H190V13L189 12H187V14L189 13V14H192V15H194L193 13H196L195 15H197L198 13L199 14H203V13H200V12H203L204 10V13L207 11V7H206V4H204L203 5V1L201 0V1H198V5H195ZM199 3H201V4H199ZM35 4V5H34ZM39 4V5H38ZM68 4V5H67ZM74 4H75V6H74ZM88 4V5H89ZM133 4H135V5H137V6H135L134 5V7H133ZM142 4H143V7H142ZM150 4V3H149ZM148 4V5H149ZM177 4L179 5V6H177ZM4 5H5V7H4ZM20 5H22V9H21V6ZM27 7H26V6ZM33 5V6H32ZM97 5V6H98ZM167 5V6H166ZM172 6V8L174 9L175 8V10H171L170 9V7L169 6ZM182 7H181V6ZM202 5V6H201ZM3 6V7H2ZM11 6H12V8L14 7V8H16L15 6H17V8H16V10L14 11V8L12 9L11 8ZM30 6V7H29ZM32 6V7H31ZM85 6V5H84ZM91 6L93 7V5L91 4ZM96 6V5H95ZM105 6V7H106ZM131 6H132V8H131ZM150 6V5H149ZM201 6V7H200ZM205 8H204V7ZM237 6H240V5H237ZM242 6V5H241ZM240 6V7H241ZM245 6H247V7H245ZM244 7H245V11L249 8V5H245ZM72 7H71V9H72ZM138 7V8H137ZM198 7H199V9L201 8V10L200 11H198ZM202 7L204 8V9H202ZM243 7V6H242ZM241 7V8H242ZM4 8V9H3ZM70 8V7H69ZM136 9L135 11L134 10H132V9ZM168 8H169V10H168ZM247 8V9H246ZM251 8V7H250ZM249 8V9H250ZM6 9V10H5ZM32 9V10H31ZM91 9V8H90ZM97 9H102L101 7L100 8H97ZM95 10V11H98V10ZM111 9H113V8H111ZM117 9V8H116ZM121 9V8H120ZM119 9V10H120ZM139 11H138V10ZM181 9H182V11H181ZM184 9V10H183ZM189 9V8H188ZM187 9V10H188ZM243 9V8H242ZM31 10V11H30ZM48 10H50V9H48ZM102 10H104V9H102ZM101 10V11H102ZM105 10H106V8H105ZM132 10V11H131ZM143 10H150V11H148V13H150V14H147V11H145V13H144V11ZM168 10V11H167ZM252 9H250V11H251ZM33 11V12H32ZM107 11V10H106ZM122 11V10H121ZM172 11V12H171ZM174 11H175V13H174ZM194 11V12H193ZM198 11V12H197ZM248 11V16H249V10H247ZM6 12H4V13H6ZM112 12H114V11H112ZM118 12V11H117ZM117 12H115V13H117ZM133 12V13H132ZM136 12H137V14H136ZM140 12V15L138 14ZM143 12V13H142ZM154 14H153V13ZM156 12H159V13H157V14H155ZM169 13V16H168V13ZM179 12V13H180ZM192 12V13H191ZM253 12V11H252ZM252 12L250 13V14H252ZM18 13H17V15H18ZM99 13H103V12H99ZM105 13V12H104ZM135 13V14H134ZM161 13V14H160ZM178 13V14H179ZM185 13V14H184ZM246 13V12H245ZM2 14V13H1ZM0 14V15H1ZM50 13H47L46 15H49ZM118 14V13H117ZM144 14H146V15H144ZM160 14V15H159ZM163 14L165 15V16H163ZM182 16H185L186 15V12L184 11V12H182ZM198 14V16L200 17H198L197 19L200 21V20H202V18L201 17H203V15H199ZM247 14V13H246ZM16 15V16H17ZM99 15V14H98ZM103 15V14H102ZM113 15H115V14H113ZM121 15V14H120ZM119 15V16H120ZM141 15H142V17H141ZM144 15V16H143ZM152 16L153 18L156 16V18H158L157 20H159V18H160V16H162L161 18H160V21H161V19H162V21H163V19L165 20V21H163V23H162V25H159V24H161V23H159L158 24V21L156 20V21H154V19H156V18H154V19H151V16L148 18L147 16ZM157 15H158V17H157ZM180 15L181 14H179V17H180ZM194 15V17L196 18V16ZM49 16H51V15H49ZM49 16H45V18L47 19V17H48V19H47V21L48 20H50L49 18ZM110 16V15H109ZM118 16V15H117ZM135 16V17H134ZM178 16V15H177ZM188 16V15H187ZM52 17H54L55 18V16H53V14H52ZM51 17V18H52ZM115 17H116V15H115ZM140 17H141V20H140ZM146 17V18H145ZM165 17V18H164ZM111 18H112V16H111ZM118 18H120V19H117V17L114 19H112V21H114L113 23V25L111 24L112 23V21H111V19H110V23H109V20H108V22L106 23V25H104V27H106V30H107V26H110L109 28H108V30H107V32H109L110 30L112 31H115V30H119V29H121L120 30V32H122V30H123V32H125L124 30H126L127 31V34L126 35H124L123 33H118V34H122L121 36L123 37V41H126V42H124L125 44H126V47L127 46H131V42H129L128 40L129 39H127V40H125V38L127 37H130V35H132V34H134V33H136L137 32V28L136 27H134V26H136L135 24H134V26H133V24H132V26H128V24H127V29H124L125 28V26H124V24L122 25L121 23L124 21V19L122 18V17H118ZM133 18V19H132ZM137 18H138V20H137ZM178 18V17H177ZM10 19V18H9ZM45 19V20H46ZM123 19V20H122ZM144 19V20H143ZM146 19H148L149 21L146 23L145 22V20ZM151 19V20H150ZM11 20V19H10ZM44 20V21H45ZM118 20H120V21H118ZM131 20H134V21H131ZM142 20H143V22L144 23H142ZM154 22H153V21ZM43 21V22H44ZM44 22V25L47 27V29L49 30V26L51 25L50 23V21L49 22ZM147 21V20H146ZM159 21V22H160ZM161 21V22H162ZM83 22V21H82ZM115 22H116V24H115ZM131 22V23H130ZM150 22V24L148 25V23ZM156 22V25L154 24ZM198 22V21H197ZM45 23H47V24H45ZM49 23V24H48ZM84 23H85V21H84ZM109 23V24H108ZM117 23H120L121 25H122V28L121 27H119V26H117ZM142 23V24H144L143 26L142 25H140V24ZM146 23V24H145ZM153 25H152V24ZM13 24H15V23H13ZM54 24V23H53ZM78 24H80V23H78ZM108 24V25H107ZM125 24V25H126ZM166 24V23H165ZM11 25V24H10ZM119 25V24H118ZM146 25V26H145ZM159 25V26H158ZM170 25V26H169ZM175 24H173V23H171V24H168L167 26H169L168 28L170 29V30H168V31H170V32H172L173 33V31L172 30H177V29H179V28H177V24H176V26H174ZM11 26H13V25H11ZM123 26H124V28H123ZM151 26V28H149ZM162 26V27H161ZM175 28H174V27ZM10 27V26H9ZM14 27V26H13ZM118 27V28H117ZM144 27V28H143ZM154 27V29L156 30V29H158V28H155ZM241 27H243V26H241ZM110 28H114V29H110ZM116 28V29H115ZM130 28V29H129ZM131 28H133V29H131ZM167 28V29H168ZM171 28H172V30H171ZM204 28V27H203ZM206 28V27H205ZM205 28L203 29V30H205ZM240 28V27H239ZM239 28L237 29V30H239ZM247 26H246V29H245V26L243 27V28H241L239 31L241 32L243 29H244V31L245 30H247ZM136 29V30H135ZM159 29L158 30H156V32H158V33H161L162 31H159ZM225 32H227V33H229L228 32V29L226 28V26H225V29L224 28H222ZM221 29V30H222ZM35 30V29H34ZM33 30V33H36L35 31ZM51 30V29H50ZM49 30V31H50ZM128 30H129V32H128ZM133 30H135L134 31V33H133ZM142 30V31H143ZM145 30V31H146ZM154 30V31H155ZM203 30H201V31H203ZM207 30H209V33H210V31H211V33H212V30H210V29H206V32H208ZM222 30V34H223V31ZM49 31H46V32H49ZM71 31V30H70ZM104 31H105V29H104ZM103 31V33H105ZM110 31V32H111ZM165 31H166V29H165ZM0 32H1V30H0ZM31 32H32V30H31ZM73 32V31H72ZM153 32V31H152ZM177 32V31H176ZM203 32H205V31H203ZM205 32V33H206ZM238 32V31H237ZM55 32H53V34H54ZM70 33V32H69ZM112 33V32H111ZM115 33V32H114ZM113 33V34H114ZM130 35H129V34ZM139 33V32H138ZM151 33V32H150ZM149 33V34H150ZM157 33V34H158ZM209 33H207V37H206V39L207 38H209L210 36H214L213 34H209ZM217 33V32H216ZM49 34V33H48ZM110 34V33H109ZM146 34V33H145ZM145 34H143V35H145ZM170 34V33H169ZM218 34V33H217ZM49 35H51V34H49ZM81 35V34H80ZM108 35V34H107ZM124 35V36H123ZM129 35V36H128ZM143 35H142V37H143ZM164 35H165V33H164ZM167 35V34H166ZM170 35H173V34H170ZM224 35V34H223ZM227 34L225 33V37H227L226 36ZM30 36V35H29ZM33 36H35L34 34H33ZM33 36H32V34H31V37L33 38ZM45 36V35H44ZM52 37H53V35H51ZM117 36H119V35H117ZM135 36H136V34H135ZM140 36V35H139ZM138 36V37H139ZM149 36V35H148ZM158 36V35H157ZM162 36V35H161ZM174 36V35H173ZM120 37V36H119ZM133 38H134V36H132ZM138 37L136 38V39H138ZM142 37H141V39H142ZM152 37V36H151ZM156 37V36H155ZM170 37V36H169ZM172 37V36H171ZM188 37H190V36H188ZM218 37H219V34H218ZM44 38H46V37H44ZM54 38V37H53ZM134 38V39H135ZM160 38V37H159ZM158 38V39H159ZM187 38V37H186ZM247 38V37H246ZM245 37H244V39H246ZM37 39V38H36ZM35 38H34V41L36 40ZM47 39V38H46ZM67 39V38H66ZM119 39H121V38H119ZM134 39H132L133 41H134ZM144 39V38H143ZM160 39H162V38H160ZM170 39V38H169ZM175 39H176V37H175ZM174 39V41L176 42V40ZM178 39V38H177ZM212 38H210V39H208V40H211ZM214 37H213V41H214ZM243 39V40H244ZM48 40V39H47ZM47 40H45V41H47ZM68 40V39H67ZM75 40V39H74ZM155 40H157L156 38H155ZM165 40H166V38H165ZM172 40V38L170 39V40H168L169 42H172L171 41ZM186 40H190V39H186ZM243 40H242V44H243ZM246 40H248V39H246ZM28 41V40H27ZM37 42L39 41V40H36ZM44 41V40H43ZM49 41V40H48ZM47 41V42H48ZM56 41H58V39L56 40ZM54 39H53V41L52 40H50L49 41V43H47V46L49 45L50 47V51H52L54 48H56V46L58 45V43L56 42ZM61 40L59 39V42H60ZM65 41V40H64ZM69 41V40H68ZM106 41H108L107 39H106ZM131 41V40H130ZM144 41V40H143ZM147 41H148V39H147ZM147 41H144L145 43H148ZM163 41H164V37H163ZM167 40L165 41V43L166 42H168ZM173 41V42H174ZM179 41V40H178ZM177 41V42H178ZM245 41V40H244ZM52 42H54L53 44L54 45H52L51 46V44H52ZM62 42H63V40H62ZM73 42V41H72ZM109 42V41H108ZM129 42V44L130 45H128L127 43ZM135 42V41H134ZM140 42H142V41H140ZM153 42V41H152ZM152 42H150L151 44H152ZM157 42V41H156ZM159 42V41H158ZM168 42V43H169ZM173 42L171 43V44H173ZM28 43V42H27ZM57 45H56V44ZM106 43V42H105ZM120 43H122V40H121V42ZM124 43H123V45H124ZM143 43V42H142ZM189 43H190V41H189ZM188 43V44H189ZM192 43V42H191ZM248 43V42H247ZM26 44V43H25ZM42 44H43V42H42ZM44 44H46L45 42H44ZM60 44V43H59ZM63 44V43H62ZM66 42H65V48L68 46V44H67V46H66ZM113 45H114V43H112ZM116 44V43H115ZM141 43H139V45H140ZM163 44V43H162ZM161 44V45H162ZM176 44V43H175ZM185 44H187V43H185ZM187 44V45H188ZM242 44H241V46H242ZM27 45V44H26ZM117 45V44H116ZM118 45H119V43H118ZM135 45H137V44H134V46ZM138 45V46H139ZM146 45V44H145ZM147 45H149V46H151L150 44H147ZM165 45V44H164ZM164 45H163V49H164ZM169 45V44H168ZM168 45H166L165 47H167ZM174 45V44H173ZM186 45V46H187ZM190 45V44H189ZM244 46H246L247 47V44L245 45V43L243 44ZM6 46V45H5ZM9 46V45H8ZM32 46H33V44H32ZM45 47V50H47L48 52H50L48 49V47ZM59 47L61 46H63V45H58ZM64 46H63V48L62 49H64ZM115 46V45H114ZM120 46V45H119ZM148 46V47H149ZM154 46V45H153ZM152 46V47H153ZM177 46V44L175 45V47ZM192 46V45H191ZM191 46H187L186 47V49H188V50H191V49H193L194 47H192L191 49H190V47ZM11 47V46H10ZM26 47V46H25ZM29 47V46H28ZM27 47V48H28ZM43 47H44V45H43ZM60 47V48H61ZM106 47V46H105ZM109 47V46H108ZM107 47V48H108ZM124 47V46H123ZM125 47V48H126ZM141 47H143V45L141 46ZM171 47H172V45L170 46V48L169 49H171ZM199 47H201V46H199ZM203 47V46H202ZM238 47H240V46H238ZM246 47H241L240 49H245ZM248 47H249V44H248ZM3 48V47H2ZM2 48H0V51H2V52H4V53H2L3 55L5 54V53H7L6 51H4V50H2ZM32 48V47H31ZM48 48V49H47ZM116 48V47H115ZM121 48V47H120ZM128 48V47H127ZM132 48V47H131ZM151 48V47H150ZM157 48V47H156ZM208 48V47H207ZM212 48V47H211ZM215 48V47H214ZM222 48H224V47H222ZM230 48V47H229ZM229 48L227 49V47L225 46V50L227 51V52H229ZM106 49V48H105ZM141 49V48H140ZM143 49V48H142ZM155 49V48H154ZM160 49H162V48H160ZM159 49V50H160ZM176 48H173L172 47V50L171 51H173V50H175ZM183 49H185V48H183ZM199 49V48H198ZM216 49V48H215ZM240 49L238 48V52H240ZM31 50V49H30ZM29 50V51H30ZM118 50H120V49H118ZM117 50V51H118ZM145 50H147V48H145ZM158 50V49H157ZM201 50H202V48H201ZM213 50V49H212ZM241 50V51H242ZM104 51V50H103ZM169 51V50H168ZM167 51V52H168ZM171 51H169L167 54L168 55H172V54H169V53H171ZM176 51V50H175ZM174 51V52H175ZM187 51V50H186ZM208 51V50H207ZM215 51V50H214ZM230 51H233L234 53H235V51H236V48H235V51L232 49V50H230ZM27 52V51H26ZM47 52V53H48ZM142 52H144V51H142ZM174 52H172V53H174ZM237 52V53H238ZM97 53H99V52H97ZM96 53V54H97ZM100 53L102 54V52L100 51ZM99 53V54H100ZM150 52H148V54H149ZM161 53V56H163V54H162V52H160ZM160 53H158L157 52V54L159 55ZM166 53V52H165ZM164 53V54H165ZM230 53H232V52H230ZM101 54H100V56H101ZM142 54V53H141ZM18 55V54H17ZM142 55H144V54H142ZM142 55H140L139 57H133L132 56V58H131V56H130V58L132 59V60H130L129 61V59L128 60H126V59H122V61H120L119 59H121V58H117L116 56H114V57H110L111 59H112V61H110L109 62V60H110V58H108L107 57V59H109V60H105L106 62H102L103 60H98V58L96 59L95 58V53H94V60H93V58L92 57H89L88 55L86 56V57H83V58H88L87 60H89L90 59V62L93 60L94 61V63L93 62H91V64H90V68H88V69H92V67H93V65H95V68H99L98 66L100 65V68L99 69H96L97 71H96V73L97 74H95V75H97V76H99L101 73H102V70H104V68H106L107 66H108V64H109V68L112 66V64L113 65H116L115 63V60L117 61L118 60V62L120 61L121 63H123V66H122V64L121 63H119L118 65H120L122 68H124V69H129V71L128 72H126V73H129V72H131L132 71V74L133 75H136L137 77H136V79H135V77L131 74V77H133L132 78V80H134L135 81V84H136V80H138L137 78H139V75H137V74H139V72L142 74V72H143V74L146 72V66H147V61L148 60H146L145 61V59L146 58H144V56L142 57ZM6 56V55H5ZM4 56V58H6V62H7V57H5ZM91 56H92V54H91ZM110 56V55H109ZM112 56V55H111ZM148 56V55H147ZM157 56V55H156ZM167 56V55H166ZM174 56V55H173ZM97 57V56H96ZM105 57V56H104ZM119 57V56H118ZM150 57V56H149ZM160 57V56H159ZM168 57V56H167ZM92 58V59H91ZM103 58V57H102ZM115 60H114V59ZM138 58H139V61H138ZM233 58V57H232ZM0 59L2 60V58L0 57ZM100 59H101V57H100ZM105 59H106V57H105ZM150 59V58H149ZM152 59H155V58H152ZM156 59H158V58H156ZM164 59V58H163ZM236 59V58H235ZM235 59H233L234 61H235ZM1 60H0V69H2V70H8V68H10V66H8V63H7V66L8 67H6L5 68V66H1V65H4L5 64V62H4V64H2L3 63V60H2V62H1ZM86 60V59H85ZM95 60H98V61H96L95 62ZM133 60H134V62H133ZM159 60V59H158ZM162 60V59H161ZM17 61V60H16ZM15 61V62H16ZM82 62H83V60H81ZM124 61V62H123ZM127 61V62H126ZM130 62V65H129V62ZM151 61V60H150ZM233 61V62H234ZM14 62V63H15ZM26 62V61H25ZM27 62H28V60H27ZM44 62V61H43ZM87 62L88 61H86L85 63L87 64ZM98 62V65L96 64ZM102 62V63H101ZM153 62H154V64H156L155 66H157V61H154L153 60ZM230 62H232V61H230ZM230 62H228V63H230ZM240 62V61H239ZM14 63L12 64V65H14ZM18 63H19V61H18ZM24 63V62H23ZM22 63V64H23ZM108 63V64H107ZM126 63V64H125ZM133 63H134V65L135 64H137V65H133ZM151 64H153L152 62H150ZM207 63V62H206ZM234 63H236V62H234ZM238 63V62H237ZM242 62H240V64H241ZM26 64V63H25ZM24 64V65H25ZM93 64V65H92ZM141 64V65H140ZM142 64H143V66H142ZM151 64H149V61H148V68H149V66L151 65ZM162 64V63H161ZM160 63H158V66H160L161 65ZM219 64H225L224 63V61L221 63H219ZM239 64V65H240ZM6 65V64H5ZM10 65V64H9ZM11 65V66H12ZM16 65H18V64H16ZM34 65V64H33ZM32 65V68L34 67ZM89 65V64H88ZM91 65H92V67H91ZM97 65V66H96ZM103 65V66H102ZM117 65V66H118ZM127 65V66H126ZM130 67H129V66ZM142 66L143 67V69L144 70H141L142 69V67L140 68V67H138L139 69H136L137 68V66ZM144 65H145V67H144ZM37 66H39V65H37ZM163 66V65H162ZM165 66V65H164ZM163 66V67H164ZM226 66H228V64L226 65ZM241 66H242V64H241ZM240 66V67H241ZM2 67H4V69L2 68ZM15 67H17V66H15ZM23 67V66H22ZM22 67H20V66H18L17 68H22ZM30 67V66H29ZM44 67V66H43ZM85 67V66H84ZM87 67H89V66H87ZM87 67L85 68V69H87ZM103 67V68H102ZM134 67V68H133ZM136 67V68H135ZM162 67V68H163ZM167 67V66H166ZM220 67V66H219ZM229 67V66H228ZM237 67H238V64L236 65V68H235V66H234V68L236 69V70H238L237 69ZM243 67H245L246 68V66H244V64H243V66H242V70H241V72L243 71ZM28 68V67H27ZM26 68V69H27ZM37 68V67H36ZM40 68V67H39ZM56 68V67H55ZM112 68V67H111ZM117 68H119V69H122V68H120L119 66L117 67ZM153 68V67H152ZM170 68H171V66H169V67H167L166 69L164 68V71H166L165 73H164V71H163V74L165 75H167L168 76V71L170 72L171 70H170ZM221 68V67H220ZM234 68L232 67V69L231 68H225L224 67V69H226L225 70V73H224V70L222 71L221 69L220 70H218L219 72H221L222 71V73L224 74V75H226L225 77L223 76L222 77V75L223 74H221V76L220 77H222V78H220L219 77V75H220V73L219 72H211V73H215V74H207V73H205V75H207V76H209V77H207V76H204V74L203 75H201L200 76V78L198 77V76H196L195 75V77H191L190 75H188V76H190V77H186V79L184 78V77H182L184 80H182L183 81V86H185L186 87V84H188L190 81H197L196 82V84L198 83V81H199V83L201 84V82L203 83V84H201V85H203V88L206 86V90L207 91H209V89L211 90V92H212V90H214L215 92L216 91H219V93L218 92H216V95H218L219 96V98L220 97H222L221 99L223 100V98H226L230 93H232V94H230V95H234V93L233 92H237V94H238V89H236V88H238L237 87V85L234 83V82H236V81H233V79L234 80H237L238 79V77H239V75H240V72H239V70L238 71H234ZM244 68V69H245ZM16 69V68H15ZM84 69V70H85ZM133 69V70H132ZM136 69V70H135ZM154 70H155V68H153ZM153 69H151V70H153ZM161 69V68H160ZM172 69V68H171ZM227 69H231L232 71H234V72H238V74H236V76H235V74H233V73H231L232 71H228ZM11 70V68L8 70V71H10ZM12 70H14V69H12ZM11 70V71H12ZM16 70H18V69H16ZM30 70H31V67H30ZM38 70H40V69H38ZM42 70V69H41ZM93 70V69H92ZM92 70H91V72H92ZM99 70V71H98ZM100 70H101V72H100ZM106 70V69H105ZM107 70H108V68H107ZM112 70V69H111ZM114 70V69H113ZM117 70V69H116ZM149 70V69H148ZM173 70V69H172ZM187 70V69H186ZM1 72L0 71V229H2V228H4V230L2 229L1 230V232H0V238L1 237H3L4 235H1V234H3L5 231H8L7 229H11L12 230V232L13 233H9V231H8V233L10 234V236H9V234L8 233H6L8 236V238L5 236V238H7V239H3L4 241H2V242H0V264H19L20 262H22L23 260H24V258H25V262L24 263H26V264H76V262H74V261H70L69 262V259H71V257L72 256H67V255H69V253H68V251H66V250H63V249H61L62 248V246H63V242L65 243L66 242V244L68 243V244H70V245H73V247H75L74 248V250H73V252L74 253H76L77 251V248L78 249H80L79 247H78V245L77 246H75L76 244H78L79 243V240L82 238L83 239V243H82V241H81V243L80 244H82V246H84V248L85 249H87V251H85L86 252V255H84V256H82L83 257V259L81 260L82 261V264L83 263H85V262H83L84 260L85 261H87L88 260V262H89V257H90V255H89V251H91L90 253H92V252H94V251H92V249H94V250H96L97 251V254H98V250H100V248H98L97 247V245L96 244H99V246H100V243H103V245L105 244V242H102V241H100L99 239H101L102 237L101 236H103V238L101 239V240H103V241H107L106 242V246H105V248L106 247H110L112 244L111 243H113V246L115 247H113L114 248V253L112 252V254L113 255H115V254H117L116 252H118L119 254H118V256L117 257H119L121 260L120 261H122V258H121V255H122V253L124 254L125 252H129V253H131V255H132V257L131 256H129V258H130V262L131 261H133L134 263L133 264H179L178 263V261H180V264L182 263V262H184L183 261V257L185 256V258H186V255H187V252H188V254H189V252H190V250H191V248L195 245V246H197L198 244H201V243H198L199 242V240H200V238L198 237V233H199V231H201L202 232V230L204 231V230H206L207 228H208V226H209V224H210V226L211 225H213V224H216L217 222H213V224H212V222H210V221H212L213 219H216L215 217L213 218V219H211L212 218V216H210L212 213V211H210L209 210V208H210V204H212V202L211 201H207V200H210V198H209V196H208V198L206 199V202H201L203 199H204V197L206 196L207 197V194L203 197V199L201 200V198H200V200L198 199V201H200L201 203L199 204V206L201 205V207H203V208H205L204 206H202V204H204V205H206V207H208V208H206L205 210H204V214H203V216H202V214H201V212H202V208H201V212H200V210L198 209L199 207H198V205H196L197 204V201H194V202H196V203H191L190 205L191 206H193V207H191L188 203H186V204H188V205H186L185 203H184V205L183 204H179L180 202H181V200H185L186 201V197L185 196H187L189 193H188V191H187V194H185V195H183L186 199H181V197H182V195L180 194V192H184V191H182V189H184V190H191V189H189V188H194V187H191V182H193L194 180L192 179V178H196L195 177V170L194 171H192V173H191V176H192V174L194 173V175L192 176V178H191V176L189 177V176H187L186 175V173H187V171H189V168H188V170L186 171V173L184 174V175H186L187 177H189V179L188 178H186L187 180H185V183H186V185L188 186V183H190L189 184V188L186 186V188H188V189H186L185 188V184L184 183H181L180 181L181 180H178V182H180V183H178V182H176L175 181V178L178 176V178L180 179V174H181V168H178L177 167V164H175L176 162H178L179 161V163H181V161H180V158L182 157L181 155H183L184 156V153L186 152H184L183 151V153H181V155L179 154L180 152H182V150H178V154H176L177 153V149H175L174 151L172 150H170L171 151V155H167V154H169L170 153V151H168L169 153H166L165 151H166V149H165V151L162 149L164 146L162 145H157L156 144V142H154L155 141V138H154V140H153V138H151L150 136H151V134L153 133L152 132V128H153V123H155L156 121H159L160 122V124H163V123H161V120H162V122L164 121V120H166L167 119V115L169 116V113H171L170 114V117L172 118H168L166 121L168 122H164V124H165V127L164 126H162V127H164V130H165V128H166V126H168L167 128H168V130H169V128H170V125H171V127H173V125H174V123L178 120V119H180V118H182V120H183V116H186V115H184V114H182V112L183 111H187L188 109L191 111V110H193L190 106H189V102H187L188 103V105H187V103H183L185 106L187 105L188 106V109L186 108V107H184L183 106V104L181 105V104H179L178 105V107H176V103H178V101L179 100H182V101H184V100H188V98L187 99H185V98H183L182 99V96H175L174 97V100L173 99H171V98H173L172 96H171V94H169L168 93V95H170L169 97H167V95H164L165 93L161 90L162 88H159V86H158V88L162 91V92H160V94H158V92L156 93V92H154L155 90V88H154V86L152 85L153 84V82H152V84L150 83V81H149V83L147 82V83H144V86H142V88H140L141 87V85H142V83H141V85H135L134 87L132 86V88L136 91V93L138 92V94H139V92H140V96L139 97H136V103H138V104H140L138 101H143V99L145 100V102H141V104H142V106H141V104L139 105V107H137L136 105H138V104H136L135 106V110H139V109H141V110H143V108H145L146 110L148 109V107H150L151 106V111L152 112H154L157 108H159V106L161 105V104H163V106L162 107H160V109H162V108H164L165 109V112H161V110H160V112H158L159 110L157 109L156 111H155V113H149L150 112V110H149V112H147V114L149 113V114H151V115H149V123L147 122V123H145V122H141V121H139L140 119H134V120H136V121H139L138 122V124L136 125V126H138L139 124L140 125H142L143 126V130H145V132L147 131V129H150L149 130V132L146 134L145 132V134L143 133V132H141V130L140 129H134V130H137L136 132H137V134H138V136H139V134H140V132L143 134V135H146V136H144L143 137V135H141L142 137H143V139L146 137H148L147 139H148V141L149 142H151V139L153 140L152 141V143L154 142L155 144H150L149 146H147V147H145L144 149H142V152H141V154H144L145 156L146 155H149L150 156V154H154V152H155V154L154 155H152L151 156V158L149 157V156H147L146 158H148L146 161H145V156L143 155V159H141L144 163H145V165H144V163L143 162H141V164L143 163V166L140 164V162L138 163V164H135L133 161L134 160H138V157L137 156H135L133 159H128V154L131 152V150H132V148H133V143L131 142V140H129V139H125V138H119V139H117L116 141H118V143L116 142V141H114V140H112L114 143L116 142L117 144L116 145H118V147L114 144H112L111 145V143L109 142H107V141H109L110 139H109V137L107 138V139H105L106 137V135L105 136H103L104 137V139L105 140H107V141H104V143L102 142V146H101V144L99 145V148L100 149H98V151L100 152H98V151H96V148H98V144L97 145H95L96 146V148H95V150L93 149L94 147H92L91 148V150L93 149V151H94V153L95 154H98L99 153V155H96V156H98L99 158H100V164H99V162H96V161H94V159H91V160H87V161H85V162H92V164L93 165H95V166H92V167H94V169H93V172H86L87 174L89 173H91V174H93V175H91L90 174V178L88 177V178H86V180L87 181H89V182H85V183H83L84 184V186H80V185H76L77 186V188H73L74 187V185H69V181H62V182H65V184L64 183H62V186L60 185L61 184V182H60V184L58 183V181L56 182V180H47L45 183H50L49 181H51V182H53V184L52 183H50L49 185L51 186H49L48 184H45L44 182H43V179H47V178H49L48 176H50V175H55V171H53V169L55 168V166H52V167H54V168H52V169H50L51 167H49V169H46V167H45V170H47V172L46 173H42L41 171H42V166L44 165L43 163H41V162H44L43 160H41V162H40V159L43 157V149H41V151H40V147H42L41 145H42V141H41V139L40 138H38L36 141H35V139L33 140L32 138H31V140L30 141H27V139L29 140V136L31 135V134H33V133H31V131L29 132L28 131V129L27 128H29V126H31L32 124H33V127L35 126L36 127V125H34V123H33V119H36V118H33L32 119V117H30L31 116V113H29V117L31 118V120H32V123H31V125H29L30 123V121L28 120V119H30L29 117H28V112H31L32 110L31 109H29L28 110V108H30V106H32L31 104H33V102H30L29 101V96H31L30 95V91L32 92V91H34V92H36V95H37V93L39 94V97L38 98H40V96H43L42 94H46V92H47V94L48 95H51V92L52 91H54V93L53 94H56V88L55 87H57V84H55V83H57V82H54V87L52 88L51 87V84H50V82H51V80L49 81V84H48V81L46 82L48 85H50V86H48L47 85V87L49 88H46V89H42L44 86L42 85L41 87H39L37 84L39 83V82H41L40 80H39V82H38V80H37V78H36V82H35V84H36V86L34 85V84H32V82H31V84H30V82H29V80L31 79L30 77H32V76H29V74L27 73L26 74V72L24 73L25 74V76L26 75H28L29 76V78H28V80H26L25 78L27 77H25V76H21V72H18V73H21V74H19V75H17V74H14V71L12 72V73H9L8 71L7 72ZM27 71H29L28 69H27ZM55 71V70H54ZM81 71H83V70H81ZM158 69L156 70V73H157V75L160 73H158ZM161 71V70H160ZM174 71V70H173ZM172 71V72H173ZM227 71H228V73H227ZM262 71H264V70H262ZM33 72V71H32ZM38 72V71H37ZM36 72V73H37ZM86 72H89L88 70L86 71ZM113 73L112 74H114V71H112ZM135 72V73H134ZM136 72H138V73H136ZM153 72V71H152ZM162 72V71H161ZM189 72V71H188ZM191 72V71H190ZM230 72V73H229ZM260 72V71H259ZM39 73V72H38ZM37 73V74H38ZM84 73V72H83ZM95 73V72H94ZM108 72H106V74H107ZM116 73V72H115ZM118 73H119V71H118ZM149 73V72H148ZM147 73V74H148ZM156 73H154V74H156ZM174 73V72H173ZM176 73H177V71H176ZM179 74L181 73V72H178ZM183 73V72H182ZM196 73V72H195ZM227 73V74H226ZM243 73V72H242ZM262 73V72H261ZM260 73V74H261ZM39 74H41V75H43V72L42 73H39ZM54 74H56V75H58V73H56V71H55V73H53V75ZM88 74V73H87ZM93 74V73H92ZM140 74V75H141ZM153 74V75H154ZM169 74H171V72L169 73ZM187 74V73H186ZM198 74V73H197ZM202 74V73H201ZM230 74V75H229ZM52 75V74H51ZM53 75H52V77H53ZM90 75V74H89ZM94 75V74H93ZM150 75H152V74H150ZM177 75V74H176ZM199 75V74H198ZM212 75V76H211ZM214 75H217L216 77H213ZM237 75H238V77H237ZM242 75V74H241ZM240 75V76H241ZM259 75V74H258ZM58 76H60V75H58ZM57 76V77H58ZM115 76H116V74H115ZM146 76V75H145ZM144 76V77H145ZM161 77L163 76V75H160ZM171 77H172V79L171 80H173V77L175 76V75H173V74H171L170 75ZM181 76V75H180ZM184 76V75H183ZM193 76V75H192ZM202 76L203 77H205V78H203L204 80L202 81L201 79H202ZM232 76V78H230L229 79V81L231 82V80H232V82L230 83V82H228L227 80V78H229V77H231ZM259 76H261V75H259ZM262 76L263 77H260L261 79H263L264 80V73L262 74ZM33 77H34V75H33ZM50 77V76H49ZM55 77V76H54ZM94 77V76H93ZM96 77V76H95ZM119 77V76H118ZM143 77V78H144ZM164 77V76H163ZM162 77V79H163V81L165 80L164 78ZM169 77V76H168ZM171 77H169V78H171ZM176 78H177V76H175ZM174 77V78H175ZM234 77V78H233ZM236 77H237V79H236ZM67 78H69V76L67 77ZM141 78V77H140ZM139 78V79H140ZM142 78V79H143ZM149 78H151V77H149ZM156 78V77H155ZM199 78V79H198ZM206 78H209V84L208 83H206L208 80L206 79ZM214 78H216V80L214 79ZM223 78L225 79V81L222 83V80H223ZM241 78H242V76H241ZM254 78H256L255 80L253 79V81L255 82L256 80H257V78L258 77H254ZM23 79V80H22ZM38 79H40L39 77H38ZM54 79H56V78H54ZM70 79V78H69ZM179 79V78H178ZM181 79V78H180ZM187 79H188V82H186L187 81ZM197 79V80H196ZM213 79H214V81H213ZM219 80V82L220 83H222V84H220L219 82H218V80ZM239 79H240V77H239ZM42 80V79H41ZM114 80V79H113ZM143 80H145V79H143ZM150 80V79H149ZM161 79H160V77H159V81H160ZM175 80V79H174ZM212 80V81H211ZM263 80H258L257 82H260L259 84H260V87H259V89L261 88V85H264L263 84ZM31 81V80H30ZM54 81H56V80H54ZM98 81V80H97ZM131 81V80H130ZM142 81V80H141ZM140 81V82H141ZM154 81V80H153ZM156 81V80H155ZM182 81H181V83H182ZM184 81H185V83H184ZM201 81V82H200ZM212 83H211V82ZM215 81H217L218 82V84H220V85H217V83H215ZM29 82V83H28ZM34 82V81H33ZM52 82H53V80H52ZM129 82V81H128ZM162 82V81H161ZM253 82V83H254ZM256 82V83H257ZM92 83V82H91ZM98 83V82H97ZM100 83H101V81H100ZM133 83V81L132 82H130V84H132ZM155 83V82H154ZM179 83V82H178ZM192 83V82H191ZM207 85H206V84ZM215 83V84H214ZM225 83L226 84H228V86L230 85L231 87H229V89L228 90H226L225 92H224V90L226 89L225 88ZM41 84V83H40ZM60 84V83H59ZM134 84V83H133ZM137 84H139V83H137ZM160 84V83H159ZM163 84H165V83H163ZM211 84H212V87H211ZM214 84V85H213ZM224 84V85H223ZM232 84H234L233 86H234V88L235 89H233L232 87ZM259 84H258V86H259ZM46 85V84H45ZM52 85V86H53ZM56 85V86H55ZM100 85V84H99ZM102 85V84H101ZM112 85H113V81H112ZM115 85V86H114ZM114 88L115 87H117V88H119L120 87V85L118 84V81H115L114 82ZM119 85V86H118ZM151 85V86H150ZM181 85V84H180ZM192 85V84H191ZM200 85V86H201ZM205 85V86H204ZM222 85V86H221ZM59 86V85H58ZM156 86V85H155ZM161 86H163V85H161ZM188 86H189V84H188ZM227 86V87H228ZM36 87H38V88H36ZM105 87H108L109 88V86H105ZM139 87V88H138ZM164 87V86H163ZM165 87H166V85H165ZM193 87V86H192ZM208 87V88H207ZM219 87V89H216V88H218ZM41 88V89H40ZM145 88H146V90H145ZM180 88V87H179ZM196 88H197V86H196ZM213 88V89H212ZM216 90H215V89ZM220 88H221V91H220ZM223 88H225V89H223ZM232 88V89H231ZM252 88V87H251ZM256 89L258 88V87H255ZM254 88V91H259V89H255ZM35 89H37V90H35ZM41 90V92H42V94L41 93H39L40 92V90ZM59 89V88H58ZM142 90V91H144L142 94H144V97L141 95V92L142 91H138V90ZM156 89H157V87H156ZM167 89H169V88H167ZM171 89V88H170ZM169 89V90H170ZM178 89V88H177ZM192 89V88H191ZM202 89V88H201ZM201 89H199V91L201 90ZM264 90V88L262 87L261 88V90L259 91L260 93L262 92L263 93V90ZM42 90H45V92H43ZM52 90V91H51ZM158 90V89H157ZM160 90H158V91H160ZM189 90V89H188ZM193 90V89H192ZM205 90V88H204V92H203V98H205V99H203V101L204 100H206V101H202V100H199V101H202L201 103L202 104H205V102H206V104H205V106H207V105H210V107H213V106H215L217 103H218V101H220L219 99H218V97H216L217 98V101H216V98H214L213 96L215 95L214 94V91H213V94L214 95H212V93L211 92H209L208 94H206L207 93V91ZM39 91V92H38ZM173 91V90H172ZM181 91V90H180ZM229 91H231L230 93H229ZM233 91V92H232ZM252 91H253V89H252ZM60 92V91H59ZM183 92V91H182ZM182 92H180V93H182ZM190 92H192V91H190ZM194 92H196V91H194ZM221 92V93H220ZM224 92V93H223ZM227 92V93H226ZM240 92H241V89H240ZM258 92V93H259ZM154 93V94H153ZM173 93V92H172ZM176 93V92H175ZM174 93V94H175ZM178 93V92H177ZM184 93V92H183ZM183 93H182V95H183ZM206 95H205V94ZM211 93V95L209 96V94ZM218 93V94H217ZM252 93H254L255 94V92H252ZM261 93V94H262ZM31 94H33V92L31 93ZM41 94V95H40ZM157 94L159 95L158 97H157ZM189 94V93H188ZM194 94V93H193ZM251 94V93H250ZM34 95V97H37L35 94H33ZM48 95H46L47 97H48ZM90 95V94H89ZM88 94L86 95V96H89ZM127 95H129V94H127ZM156 95V96H155ZM173 95V94H172ZM195 95V94H194ZM202 95V94H201ZM200 95V96H201ZM204 95H205V97H204ZM215 95V96H216ZM222 95V96H221ZM226 95V97H224ZM253 95V94H252ZM52 96H56V95H52ZM59 96H60V94H59ZM137 96V95H136ZM167 97L168 99H166V98H164V97ZM184 96V95H183ZM185 96H186V94H185ZM184 96V97H185ZM193 96V95H192ZM207 96L208 97H210V100L209 99H207ZM259 96V95H258ZM47 97L45 98V97H43V98H45V99H47ZM142 97V98H141ZM157 97V98H156ZM163 97V98H162ZM178 97H179V100H178ZM186 97H188V96H186ZM212 97V98H211ZM51 97L49 96V99H50ZM55 98H57L58 99V96H56ZM139 98H140V100H139ZM157 100H156V99ZM169 98L171 99V100H169ZM189 98H191V96L189 97ZM193 98V97H192ZM202 98V97H201ZM200 98V99H201ZM249 98H250V96H249ZM254 98V97H253ZM32 99L33 98H31V101H32ZM44 99V101H46ZM56 99V100H57ZM163 101H162V100ZM212 99H214V101H212ZM42 100V99H41ZM41 100H39L38 99V103H41V102H39V101H41ZM52 100H53V98H52ZM50 101V102H54V100L53 101ZM156 100V101H155ZM175 100H177V101H175ZM211 102H209V101ZM222 100L219 102V103H221L222 102ZM229 100V99H228ZM251 100V99H250ZM249 100V101H250ZM35 101V100H34ZM159 101V102H158ZM162 101V102H161ZM168 101V102H167ZM174 101L176 102L175 104H174ZM199 101H197L198 103H197V106H198V104H200V102ZM225 101H226V99H225ZM252 101V100H251ZM43 102V101H42ZM49 102V103H50ZM56 102V101H55ZM55 102H54V104H55ZM186 102V101H185ZM212 102H214V103H212ZM37 103V104H38ZM58 103V102H57ZM87 103V102H86ZM146 103V104H145ZM160 103V104H159ZM164 103H167L166 105H164ZM170 103H173L174 104V106L175 107H173ZM180 103V102H179ZM195 104H196V102H194ZM210 103V104H209ZM45 104V103H44ZM47 104V103H46ZM80 104V103H79ZM85 104V103H84ZM157 104H158V107L155 109L154 108V105L155 106H157ZM214 104V105H213ZM262 104V103H261ZM99 105V104H98ZM146 105V106H145ZM171 105V106H170ZM182 106V108L184 107V109H187V110H182V108H181V106ZM193 104H192V102H191V106H192ZM219 105V104H218ZM223 105V104H222ZM264 105V104H263ZM262 105V106H263ZM40 105H38L37 106V108L39 107ZM49 105H47V107H48ZM51 106V105H50ZM52 106H54V105H52ZM100 106V105H99ZM98 106V107H99ZM114 107L115 106H118V104L117 105H113ZM120 106V105H119ZM148 106V107H147ZM168 106L170 107V109L172 108L173 110H168L169 108H168ZM260 106V105H259ZM258 105H256V107L258 108L259 107ZM46 107V108H47ZM102 107V106H101ZM147 107V108H146ZM154 109H153V108ZM166 107V108H165ZM199 107V106H198ZM208 107V106H207ZM216 107V106H215ZM251 107H252V105H251ZM35 108V107H34ZM41 108V107H40ZM43 108H44V106H43ZM49 108V107H48ZM48 108H47V110H48ZM51 108V107H50ZM49 108V109H50ZM138 108V109H137ZM174 108H176V111H175V109ZM179 108H181V109H179ZM196 108V107H195ZM217 108V107H216ZM242 108H244V107H242ZM250 108V107H249ZM256 108V109H257ZM260 108V107H259ZM197 109V108H196ZM195 109V110H196ZM200 109V108H199ZM213 109H215L214 107H213ZM219 109V108H218ZM218 109H216L217 111H218ZM236 109V108H235ZM235 109L233 108V110L235 111ZM248 109V108H247ZM246 109V110H247ZM34 110V109H33ZM44 110V109H43ZM53 110V109H52ZM116 110V109H115ZM119 110V109H118ZM147 110V111H148ZM178 110H180V112H181V114L178 112ZM188 110V111H189ZM203 110V109H202ZM232 110V109H231ZM237 110V109H236ZM241 110V109H240ZM249 110V109H248ZM247 110V111H248ZM259 110H261L262 111V108L261 109H259ZM259 110L257 109L256 111L255 110H253V112L252 111H250L253 115H254V113H255V115L259 112ZM41 110H39L38 112H40ZM122 111V110H121ZM128 111H130V110H128ZM132 111H134V110H132ZM167 111L169 112V113H167ZM174 111V112H173ZM186 112L187 113V115H190V114H188L189 112ZM243 111H245V110H243ZM261 111L259 112V114H257V116H256V118H255V116H253V115H250V116H253L252 118L250 117V116H247L248 114H245V118H244V116L242 115V116H240V119H239V117H236L237 118V120L236 121H240L242 118V120L244 121H246V122H248V121H250V119H252L251 121L253 122V121H255V122H253L255 125H257L258 123H256V122H258L257 120H259V118H260V113H261ZM135 112V111H134ZM139 112V111H138ZM141 112V111H140ZM139 112V113H140ZM199 112H201V110L200 111H198V113ZM203 112V111H202ZM246 112V111H245ZM244 112V113H245ZM249 112V113H250ZM264 112V111H263ZM34 113H36L35 111H34ZM44 113H45V111H44ZM127 113H129V112H127ZM139 113L137 114L138 116H139V118H140V115H142V113H140V115H139ZM159 113V114H158ZM161 113V114H160ZM163 113V114H162ZM164 113H166V114H164ZM184 113V112H183ZM185 113V114H186ZM195 113V112H194ZM197 113V112H196ZM232 113V112H231ZM230 113V114H231ZM250 113V114H251ZM90 114V113H89ZM129 114H131V113H129ZM155 114V116H154V118L155 119H151L152 117H153V115ZM175 114L177 115V117L179 116L180 117V115H183L182 117H180V118H178V119H175V120H173V116H174V118H177L176 116H175ZM204 114V113H203ZM206 114V113H205ZM224 114V113H223ZM243 114V113H242ZM37 115V119H38V113L36 114ZM41 115V114H40ZM46 115V114H45ZM132 115V114H131ZM133 115H134V113H133ZM135 115H136V113H135ZM137 115L136 116H134L135 118L137 117ZM163 115V116H162ZM166 115V116H165ZM191 115H192V113H191ZM196 115V114H195ZM209 115V114H208ZM229 115V114H228ZM236 115V114H235ZM239 115H240V113H239ZM35 116V115H34ZM126 116V118H129V117H131V116H129V117H127V115H125ZM148 116V115H147ZM156 116H158L159 118H156ZM192 116H194V115H192ZM200 116V115H199ZM225 116H227V115H225ZM43 113H42V118H41V120L43 119ZM89 117H91V116H89ZM142 117V116H141ZM144 117V116H143ZM162 117H163V119H162ZM165 117V118H164ZM208 117V116H207ZM235 117V116H234ZM88 118V117H87ZM94 118V117H93ZM147 118V117H146ZM145 118V119H146ZM247 118V119H246ZM257 119V120H254V119ZM37 119H36V121H37ZM130 119H132V117L130 118ZM147 119V120H148ZM185 119V118H184ZM189 119H191V118H189ZM231 120H232V118H230ZM92 120V119H91ZM146 120V121H147ZM152 120H153V122H152ZM174 121V122H172L171 124L169 123V122H171V121ZM224 120H227V118L226 119H224ZM241 120V121H242ZM248 120V121H247ZM262 120V119H261ZM260 120V121H261ZM89 121H90V119H89ZM143 121V120H142ZM155 121V122H154ZM240 121V122H241ZM244 121V122H245ZM119 122H120V124H119ZM118 123H116V129H117V124H119V125H121L122 127L121 128H123V126L125 125V127L128 125L129 126V124H123L122 125V121L120 120ZM142 124H141V123ZM180 122H181V119H180ZM225 123H226V121H224ZM231 122V125H232V127H233V124H232V122L234 123V121H230L229 120V123ZM245 122V123H246ZM263 122V121H262ZM27 123H29V124H27ZM128 123V122H127ZM131 123V122H130ZM134 123V122H133ZM132 123V124H133ZM177 123H179V121L178 122H176V124ZM227 123H228V120H227ZM227 123L226 124H224V126H221L220 124L218 125V126H221L223 129H224V131H225V126L227 125ZM251 123V122H250ZM158 124V123H157ZM160 124H158V125H160ZM169 124V125H168ZM39 125V124H38ZM84 125V124H83ZM134 125V124H133ZM140 125H139V127H140ZM239 125V124H238ZM237 124H236V127L238 126ZM260 125H262L261 123H260ZM86 126V125H85ZM88 126V125H87ZM127 126V127H128ZM161 126V125H160ZM159 126V127H160ZM211 126L212 125H210V129H211V131L213 130L214 132L215 131H217V129H218V131H217V133L218 132H220L219 131V129H221L220 127H218L217 125V128H216V126H213L214 128H215V130L213 129V128H211ZM234 126H235V124H234ZM245 126H247V125H245ZM244 126V127H245ZM32 127V126H31ZM31 128V130L32 129H34L35 130V127L34 128ZM39 127V126H38ZM95 127V126H94ZM135 127V126H134ZM150 127V128H149ZM158 127V128H159ZM162 127H160L161 129H162ZM229 127H231L230 125H229ZM228 127V125H227V127H226V129L228 128V129H230ZM249 127V125L247 126V128ZM254 127H256L257 128V130H258V125L257 126H252L251 125V127H250V129L252 128V129H254ZM89 128V127H88ZM93 128V127H92ZM120 130H121V128H120V126L118 127ZM128 128H130V126L128 127ZM146 128V129H145ZM194 128V127H193ZM193 128H191V129H193ZM195 128H196V126H195ZM208 128L209 127H207L206 129H207V131H204V129L202 130V133L203 132H207V134H208ZM242 128V127H241ZM264 128V127H263ZM90 129V128H89ZM88 129V130H89ZM118 129V130H119ZM141 129H142V127H141ZM155 129V128H154ZM174 129V128H173ZM188 129H190V128H188ZM237 129V128H236ZM235 128L233 129V130H236ZM238 129H239V126H238ZM249 129V128H248ZM248 129H247V131H248ZM27 130V131H26ZM119 130V131H120ZM125 130V131H124ZM129 131H130V129H128ZM140 130V131H139ZM163 130V129H162ZM163 130V131H164ZM167 130V129H166ZM171 130V129H170ZM193 130H195V129H193ZM222 130V129H221ZM231 130V129H230ZM255 130V129H254ZM254 130H252V131H254ZM36 131V130H35ZM96 131V130H95ZM127 128L125 129H123L122 130V132L120 133V134H124V133H126L127 134ZM175 131V130H174ZM173 131V132H174ZM197 131V130H196ZM199 131H201V129H199ZM223 131V130H222ZM227 132H229L228 130H226ZM232 131V130H231ZM236 131H238V130H236ZM235 131V133H236V136L234 137L233 136V140H231L230 142H231V144L232 143H236L237 141H240L239 140V138H242L241 140H243V138H246L242 133H239V131L241 132V130H239L238 131V134H237V132ZM259 131L261 132V130L259 129ZM25 132H27L28 134H26L27 136V138H25ZM33 132V131H32ZM150 132H152L151 134H150ZM160 132V131H159ZM167 132V131H166ZM187 132V131H186ZM185 132V137L186 138H181V139H184L183 141H186L185 143L187 144V145H189L188 143L190 142V141H194V139H195V137L197 136L196 135V133H198V132H193V131H188V132H193V134H189V133H186ZM31 133V134H30ZM116 134H117V132H115ZM168 134L170 133L169 131L167 132ZM200 133V132H199ZM198 133V134H199ZM217 133H215V134H217ZM234 135H235V133L234 132H232ZM232 133H230V135H233ZM90 134H91V131H90ZM116 134H114L113 133V135H115L116 136ZM119 134V135H120ZM122 134V135H123ZM126 134H124V135H126ZM148 134H150L149 136H148ZM201 134V133H200ZM212 134V135H211ZM221 134H222V132H221ZM224 134H225V132H224ZM36 135V134H35ZM112 135V134H111ZM111 135H109L110 136V138L111 137H113V135L111 136ZM129 135V134H128ZM175 135V134H174ZM181 135V134H180ZM190 135V137H188ZM191 135H193V136H195V137H193V136H191ZM203 135V134H202ZM202 135H199V137H201L202 138ZM208 135H210V136H214V139L216 140V138L217 139H219V141L218 140H216L217 142H221V143H223V142H225V141H223L224 140V138H226V137H224L223 135H219V136H221L220 138H219V136H215L214 134H213V132H210V130H209V134ZM208 135H206L205 134V136H207L208 137ZM238 135V136H237ZM242 135V136H241ZM34 136V135H33ZM127 136V135H126ZM157 136V135H156ZM170 136V135H169ZM204 136V137H205ZM209 136V137H210ZM228 138H229V135H226ZM244 136V137H243ZM255 136H257V135H255ZM263 136V135H262ZM99 137H101L100 135H99ZM117 137H119V136H117ZM121 137V136H120ZM140 137V136H139ZM141 137V138H142ZM176 137V136H175ZM180 137V136H179ZM181 137H183V135H181ZM193 138V140H192V138ZM198 137V138H199ZM223 137V138H222ZM258 137H259V135H258ZM44 138V137H43ZM42 138V139H43ZM93 139H94V137H92ZM146 138L143 140V139H141V142H142V146H145V145H147V144H149V142L147 143V140H146ZM150 138V139H149ZM172 138V137H171ZM171 138H169L170 139V141H171ZM178 138V137H177ZM188 138V139H187ZM200 138V139H201ZM213 138V137H212ZM231 139H232V137H230ZM229 138V139H230ZM234 138H235V140H237V141H235L234 140ZM238 138V139H237ZM92 139V140H93ZM96 139V138H95ZM100 140L101 139H103L102 137L101 138H99ZM169 139H166V140H169ZM175 138L173 137V139H172V143L173 142H175V143H177L178 141H181L180 143V145H182V140L179 138L178 140L176 139L175 141H173ZM220 139H222L221 141H220ZM228 139V140H229ZM263 139V138H262ZM32 140L33 141H35V142H32ZM40 142H39V141ZM166 140H164L163 142L164 143H166L167 141ZM196 141H197V139H195ZM203 141L205 140V139H202ZM207 140L208 139H206L204 142H200V144H198V145H201V143L203 144V145H205L204 143H206L207 142ZM211 140V139H210ZM246 140L248 141L249 139H245V142H238V143H236L238 146H239V148L240 147H242V148H244L242 151H244V154H243V152L241 151V149L238 151V150H236V154H240L239 152L241 151V153L243 154V155H245V153L248 151L249 153H247V154H249V156H251L250 154H253L252 152L254 151V148H252V147H255V152H254V154L256 153V150H258L259 148H256V147H258V144H256V143H254V142H251L250 143V145H251V147L249 146V148H251V151L249 150V148H248V150H246V146L248 147V145H246V144H248L247 142H246ZM255 140V139H254ZM37 141L39 142L38 144H37ZM96 141V140H95ZM111 141V142H112ZM177 141V142H176ZM200 141V140H199ZM235 141V142H234ZM250 141V140H249ZM253 141V140H252ZM255 141H257V140H255ZM42 142V143H41ZM105 142H107V143H105ZM160 142V141H159ZM163 142H161V143H163ZM211 142H212V140H211ZM228 142V141H227ZM226 142V143H227ZM40 143H41V145H40ZM95 143V142H94ZM101 143V142H100ZM170 143V142H169ZM172 143H171V145H172ZM175 143H173V144H175ZM194 143H196V142H194ZM207 143H209V142H207ZM216 143V142H215ZM221 143H219V144H221ZM244 143H245V145L246 146H244ZM168 144V143H167ZM210 144V143H209ZM209 144H207V145H209ZM212 144V143H211ZM211 144H210V148L211 147H214V146H211ZM228 144V143H227ZM234 145V147L233 148H235V146H237V145ZM252 144H253V146H252ZM152 145H154V147H152L153 148V150H154V148H155V150L152 152L151 150H152V148H151V146ZM165 145V144H164ZM177 146V148L178 149H180L179 148V144L177 143L176 144ZM193 145V144H192ZM195 145H197V144H195ZM194 145V146H195ZM203 145H202V148L201 149H198L200 152L201 151H203V149H205V148H208L209 146H205V147H203ZM213 145H214V142H213ZM243 145V146H242ZM254 145H257V146H254ZM263 145V144H262ZM261 145V146H262ZM40 146V147H39ZM93 146H94V144H93ZM117 148H116V147ZM160 146V147H159ZM174 147H175V145H173ZM184 146V145H183ZM182 146V147H183ZM186 146V145H185ZM184 146V147H185ZM193 146V147H194ZM216 146V145H215ZM221 146H223L224 147V143H223V145L221 144ZM227 146H229L230 147V144H228ZM226 146V147H227ZM238 146H237V148H238ZM264 146V145H263ZM167 147V146H166ZM169 147H171L172 148V146H170L169 145ZM173 147V148H174ZM175 147V148H176ZM188 147V146H187ZM198 148H199V146H197ZM196 147V148H197ZM225 147V148H226ZM260 147V146H259ZM117 149L118 151H112V150H114V149ZM157 148H158V150H157ZM210 148H208V150L210 149ZM221 148V147H220ZM220 148H219V145H218V150L220 151ZM260 148H262V147H260ZM115 149V150H116ZM170 149V148H169ZM185 149V148H184ZM183 149V150H184ZM187 149V148H186ZM194 149V148H193ZM226 149H228V148H226ZM101 150V151H100ZM105 150H106V152H105ZM160 150V151H159ZM162 150V151H161ZM168 150V149H167ZM188 150H189V148H188ZM196 150V149H195ZM197 150V151H198ZM215 149L214 148H212V150L210 151V152H208L209 154H207V150L205 149V156L204 157H206V154L207 155H209V156H207L206 158L208 159V157H209V159H210V154H211V152H214V154H215V151H214ZM222 150V149H221ZM260 150V149H259ZM108 151V152H107ZM176 151V152H175ZM218 151V152H219ZM224 151H226V152H223L222 154H226V155H228L227 154V151L228 150H225L224 149ZM42 152V153H41ZM89 152V151H88ZM96 152H98V153H96ZM112 152L115 154V155H112ZM159 152H160V154L163 152V153H165L164 154V159H163V157L162 156H159L160 154H159ZM174 152V155H172V153ZM187 152H189V151H187ZM200 152L198 153L199 154V157L197 156L198 154L196 153H193V151H192V153L193 154H190V155H196L198 158H199V160L200 159H202L203 158V155L202 154H200ZM204 152V151H203ZM231 152V147H230V150L228 151V153H229V156H230V154H232V153H234V152H232V153H230ZM251 152V153H250ZM89 153H92V151H90ZM159 154V155H157V154ZM191 153V152H190ZM41 154V155H40ZM94 154V155H95ZM216 154H218L217 152H216ZM219 154H221V153H219ZM218 154V156H220ZM261 154H263V153H261ZM167 155V156H166ZM178 155H179V159H177L176 158V156L178 157ZM185 155H188L187 153L185 154ZM200 155H202V156H200ZM233 155V154H232ZM238 155L235 157V158H237V160H238ZM241 155V154H240ZM239 155V156H240ZM259 155V154H258ZM95 156V157H96ZM155 156H159V157H157V158H159V160H161V159H163V160H165V158H167L166 159V162H167V164L168 165H166V163H165V166H167V167H162L163 169H165V168H169V167H171V170H170V168L169 169H167L168 170V172H174L173 174H175V173H180L179 175H175V176H173V178H170L169 176H172V175H167L166 173H163L165 176H164V179L168 176V181H169V179H174V182H172V184L174 185V186H176L177 184H180V186H182L183 184H184V188H181L180 189V191H177L179 194H180V197H179V199H180V202H178L177 201V199H178V193L176 192L175 193V199H176V197H177V199L176 200H174V194L172 193V194H169V195H171V196H169L168 197V199L170 200H168L167 199V196L165 195V197L163 196V197H161L160 195L161 194H158V193H156L155 194V191H154V194H151V195H149V196H147L148 195V192H147V195H145V196H147V197H150L149 199L148 198H146L145 196H143L142 194H145V191H147V190H149L150 191V189H152V188H156V187H154V185H156V183H159L160 184V179L158 180V178H157V180L159 181V182H154V184H152V183H150V178H151V180H152V178H153V180L152 181H154V177L156 176L155 175V170H157L158 168H160L161 169V167H159V165L161 164L162 165V162H163V165H164V161H162L161 163H160V161L159 160H157V161H159L158 162V165L156 164L157 162H156V157ZM173 156H174V158H176L177 159V161H175V160H172V158H173ZM217 155H215V157H213V159L212 160H217V158H220V157H218ZM235 156V155H234ZM248 156V155H247ZM246 156V157H247ZM254 156V155H253ZM94 157V158H95ZM169 157H171L170 158V160L171 161H175V162H173L172 164V166L170 165L171 163H168V162H170L168 159H169ZM188 157H189V155H188ZM191 157V156H190ZM189 157V158H190ZM195 157V156H194ZM193 157V158H194ZM197 157H195L194 158V160H196V158ZM222 157L223 156H221V159H219L220 160V162L221 163H223L224 161V163H226V159L223 157V159H222ZM241 157V156H240ZM262 157V156H261ZM45 158V157H44ZM136 158V159H135ZM150 158V159H149ZM155 158V160H153ZM173 158V159H174ZM184 158V157H183ZM193 158H190V159H192L193 160ZM215 158V159H214ZM233 158V157H232ZM232 158L230 159V160H232ZM234 158V159H235ZM245 158V157H244ZM251 157H249L247 160H249ZM188 159V158H187ZM207 159H205L204 158V160L203 161H206ZM225 159V160H224ZM240 159V158H239ZM252 159V158H251ZM79 160H80V158H79ZM83 160V159H82ZM132 160V161H131ZM168 160V161H167ZM186 160V159H185ZM192 160L190 161V164L192 165L193 163H192ZM193 160V161H194ZM201 160V161H202ZM224 160V161H223ZM236 160V159H235ZM237 160H236V163H237ZM241 160H242V157H241ZM240 160V161H241ZM247 160H245V162L247 161ZM254 161L253 162H256L255 160H256V158L255 159H253ZM258 160H259V158H258ZM257 160V161H258ZM135 161V162H136ZM138 161H140V160H138ZM137 161V162H138ZM155 163H154V162ZM210 161V160H209ZM208 160L206 161L207 163L209 162ZM229 161V159L227 160V165H228V163H231V162H228ZM251 161V160H250ZM261 161V160H260ZM50 162V161H49ZM96 162V163H95ZM136 162V163H137ZM182 162H184V161H182ZM196 162H197V160H196ZM195 162V163H196ZM199 162V161H198ZM206 162H205V164H204V162H201V163H199V164H201L202 166H206ZM215 162V161H214ZM233 162H235V161H233ZM239 162V161H238ZM244 162V163H245ZM252 162V163H253ZM40 163L42 164V165H40ZM98 163V164H97ZM160 163V164H159ZM186 163V162H185ZM188 163V162H187ZM212 163V162H211ZM220 163V164H221ZM221 164V165H225V168H227V169H225V170H227V171H229V176H230V174H231V172H230V168H232L231 166L230 167H228L229 165H232V164H229L228 166H226V164ZM251 163V162H250ZM46 164V163H45ZM54 164H56V163H54ZM92 164H90V165H92ZM155 164V165H154ZM209 164H210V162H209ZM209 164H207V166L209 165ZM216 164H219V163H216ZM242 164V163H241ZM240 164V165H241ZM246 164V163H245ZM247 164H248V162H247ZM47 165H49V164H47ZM51 165H52V163H51ZM51 165H49V166H51ZM141 165V166H140ZM158 167H157V166ZM175 165H176V168H178V169H181V170H173L172 171V169H174L175 168ZM179 165V164H178ZM181 165H185V164H181ZM191 165H186V166H191ZM195 165V164H194ZM198 165V164H197ZM234 165V164H233ZM87 166V165H86ZM155 166L157 167V168H155ZM196 166V165H195ZM206 166V167H207ZM223 166H221L220 168H222ZM237 166H239L238 164H237ZM258 166V165H257ZM261 166V165H260ZM264 166V165H263ZM56 167H57V165H56ZM173 167V168H172ZM181 167H183V166H181ZM194 167V166H193ZM215 167V166H214ZM218 167V166H217ZM216 167V168H217ZM235 167H236V165H235ZM234 167V168H235ZM239 167H242V165L241 166H239ZM238 167V168H239ZM58 168V167H57ZM186 168V167H185ZM209 168L210 167H208V170H209ZM263 168V167H262ZM56 169V168H55ZM191 169V168H190ZM192 169H194V168H192ZM191 169V170H192ZM206 168L204 167L203 169H201V166H200V169H198V170H205ZM223 169V168H222ZM236 169H237V167H236ZM241 169V168H240ZM256 169V168H255ZM89 170V169H88ZM170 170V171H169ZM190 170V171H191ZM197 170V171H198ZM207 170V169H206ZM207 170V171H208ZM217 170V169H216ZM235 170V169H234ZM238 170V169H237ZM253 170V169H252ZM50 171V172H49ZM157 171H159V169L157 170ZM156 171V172H157ZM164 171H166V169L164 170ZM218 171V170H217ZM216 171V172H217ZM220 171V170H219ZM232 171H233V168H232ZM239 171H241V170H238V172ZM246 171V170H245ZM161 172V171H160ZM183 172H184V169H183ZM210 172V171H209ZM235 172V171H234ZM233 172V174H235ZM50 173V175H48ZM52 173V174H51ZM157 173H159V172H157ZM190 173V172H189ZM189 173H188V175H189ZM201 173V175H202V172H200ZM211 173V172H210ZM221 173H222V175L223 174H227V173H224V172H222V171H220V173H218V176H217V174H216V176L217 177H219L220 176V178H221ZM255 173V172H254ZM263 173V172H262ZM41 174H42V176L44 177H42L41 176ZM86 174V175H87ZM88 174V175H89ZM162 173H160V174H158L159 175V177L161 178L162 176H160V175H163ZM204 174V173H203ZM215 174H214V176H215ZM243 174V173H242ZM241 174V175H242ZM248 174V173H247ZM246 173H245V175H247ZM251 174V173H250ZM152 175H155V176H152ZM157 175V176H158ZM183 175V176H184ZM201 175H199V181L201 180V178H202V185H200V186H202V187H204L203 186V184H206V183H208L209 181H207L206 183L203 181V178H205L206 176H208V174L206 175V174H204L205 175V177H204V175L202 176V177H200ZM252 175V174H251ZM196 176L198 177V175H197V172H196ZM212 175L210 174V177H211ZM227 176H228V174H227ZM228 176V177H229ZM240 176V175H239ZM244 176V175H243ZM249 176V175H248ZM256 176V175H255ZM224 177V176H223ZM247 177V176H246ZM253 177V176H252ZM191 178V179H190ZM215 178V177H214ZM231 178H233L232 176H231ZM236 178V177H235ZM243 178H245V177H243ZM264 178V177H263ZM164 179H162V180H164ZM206 179V178H205ZM209 179V178H208ZM213 179V178H212ZM211 179V180H212ZM224 179V178H223ZM230 179V178H229ZM234 179V178H233ZM232 179V180H233ZM239 179V178H238ZM248 179V178H247ZM256 179V178H255ZM149 180V181H148ZM167 180H165V181H167ZM196 180V179H195ZM198 180V179H197ZM218 180V179H217ZM222 180V179H221ZM224 180H226V179H224ZM228 180V179H227ZM236 180V179H235ZM234 180V181H235ZM241 180V179H240ZM146 181H148V182H146ZM200 181V182H201ZM220 181V180H219ZM238 181V180H237ZM247 181V180H246ZM146 182V183H145ZM163 182L164 181H162V184H163ZM176 182V184H174ZM184 182V181H183ZM197 182V181H196ZM196 182H194V183H196ZM199 182V183H200ZM215 182V181H214ZM217 182L218 181H216V184H217ZM229 182H230V180H229ZM243 182H244V179H243ZM249 182V181H248ZM262 182V181H261ZM66 183L68 184V185H66ZM148 183V184H147ZM150 183V184H149ZM165 183H167V182H165ZM170 183V182H169ZM194 183H193V185H194ZM198 183V182H197ZM210 183V182H209ZM211 183H212V181H211ZM221 182H219V184H220ZM222 183H224L223 182V180H222ZM226 183V182H225ZM228 183V182H227ZM232 183H234V182H231V184ZM240 183V182H239ZM238 183V184H239ZM247 183V182H246ZM263 183V182H262ZM43 184H45V187H47V185H48V187H50V188H48V191H47V188H46V190L44 189L45 187H44V185ZM56 184V185H55ZM57 184H59L60 186H57ZM63 184L64 185H66V187L65 186H63ZM159 184H157V186H159ZM168 184V183H167ZM171 184V183H170ZM201 184V183H200ZM213 184V183H212ZM212 184H210L211 185V187H212ZM216 184H215V186H216ZM250 184V183H249ZM255 184V183H254ZM55 185V186H54ZM146 185H147V187H146ZM148 185H150L152 188H148ZM192 185V186H193ZM229 185V187H231L232 186V188H233V190L235 189V190H238L237 188H236V185L234 186V185H230V184H228ZM57 186V187H56ZM78 186H80V187H78ZM169 186V184L166 186V187H168ZM170 186H172V185H170ZM219 186V185H218ZM222 186H223V184H222ZM240 185H238V187H239ZM245 186V185H244ZM264 186V185H263ZM44 187V188H43ZM59 187V188H58ZM60 187H62L61 189H60ZM64 187V188H63ZM71 187H72V190H71ZM161 187V186H160ZM159 187V188H160ZM163 187H164V185H163ZM166 187H164V188H166ZM199 187V186H198ZM201 187V188H202ZM208 187V186H207ZM217 187V186H216ZM242 187H243V184H242ZM254 187V186H253ZM55 188H58L57 190H59V191H57ZM164 188H162L161 187V189H164ZM171 189H173V187H170ZM178 188H180V187H178ZM196 189H197V186L195 187ZM209 188H210V186H209ZM224 188V187H223ZM227 188V187H226ZM225 188V189H226ZM232 188H230V189H232ZM245 188V187H244ZM50 189H52L51 191H50ZM63 189V190H62ZM65 189V190H64ZM66 189H70V190H66ZM158 189V188H157ZM161 189H159L158 191H160ZM168 190H170L169 188H167ZM208 189V188H207ZM216 189V188H215ZM221 189V188H220ZM229 189V188H228ZM243 188H241V190H242ZM55 190V191H54ZM60 190H62L63 192H60ZM174 190V189H173ZM179 190V189H178ZM222 190V189H221ZM239 190H240V188H239ZM240 190V191H241ZM245 190V189H244ZM260 190V189H259ZM263 190V189H262ZM52 191H54V193L52 192ZM164 191H166V190H164ZM200 191H203V188L200 190ZM207 191V190H206ZM218 191V190H217ZM256 191H257V189H256ZM58 194H57V193ZM151 192H153V190H151ZM167 192V191H166ZM170 192V191H169ZM171 192H173V191H171ZM191 192H193V193H195L194 192V190L192 189L191 190ZM198 192H199V190H198ZM221 192V191H220ZM225 192V191H224ZM229 192H231L230 190L228 191L227 190V195H226V198H228V199H231V198H229ZM243 192V191H242ZM252 192H254L253 190H252ZM260 192V191H259ZM159 193H161V192H159ZM201 193V192H200ZM203 193H205V191H203ZM239 193V192H238ZM257 193V192H256ZM262 193V192H261ZM261 193H259V194H261ZM150 194V193H149ZM158 194V197L156 196ZM192 194V193H191ZM220 194H224V193H220ZM220 194H219V196L218 197H220ZM237 194V193H236ZM194 194H192V196H193ZM198 195V193L196 192V197H198L197 196ZM200 195V194H199ZM202 195V194H201ZM204 195V194H203ZM238 195V194H237ZM241 195H242V193H241ZM241 195H239V196H241ZM243 195H244V193H243ZM152 196V197H151ZM155 198H154V197ZM191 195L189 196V200H190V197H191V200L193 201L194 199H196V197L193 199V197H192ZM224 196V195H223ZM223 196H222V199H223ZM230 196H231V193H230ZM235 197L234 198H237L236 197V195H234ZM260 196H263L262 197V199H263V202H264V194H262V195H260ZM68 197H71V198H74V199H76L78 202V207H76V209H75V211H73V212H71L70 211V209H69V207L71 206L70 204H68V205H70L69 207H68V205H66L67 204V200H68ZM142 197H145V199L144 198H142ZM156 197H157V199L159 198V197H161V200L160 199H158V202L157 203H159V204H157V203H155L156 202ZM162 198H164L165 199V201H164V199H162ZM183 198V197H182ZM243 198L245 199V197L243 196ZM243 198L241 199L240 198V200L237 198L236 200H238V201H240V203L238 202V204L239 205H243L244 203H245V201H244V203L242 202L243 201ZM252 198V195H251V197H250V199ZM254 198V197H253ZM255 198H259L258 196L257 197H255ZM93 199H97L96 201H94ZM222 199H220V200H222ZM248 199H249V196H248ZM154 200H155V202H154ZM167 200V201H166ZM188 200V201H189ZM218 200H219V198H218ZM224 201L223 202H225L226 201V199H223ZM236 200L234 199V201L236 202ZM246 200H247V198H246ZM254 200H258V199H254ZM160 201V202H159ZM162 201V202H161ZM164 201V202H163ZM175 201H177L178 202V204H177V202H175ZM203 201H205V200H203ZM213 201V200H212ZM228 201L230 202H232L233 200H227L226 202L228 203ZM248 201V200H247ZM167 202V203H166ZM169 202V203H168ZM184 202V201H183ZM207 202H210V203H207ZM219 202V201H218ZM237 202L235 203V204H237ZM260 202H261V200H260ZM160 203L161 204H163V203H166V204H163V205H160ZM182 203V202H181ZM190 203V202H189ZM234 203V202H233ZM249 203V205L250 204H252V207H253V209H252V207H251V212H249V213H251L252 214V212H254V210H255V212H257L259 209L258 208H263V204H260V205H262V207L261 206H259L258 208L256 207V209L254 208V204H255V202H254V204L252 203V202H248ZM168 204H169V207H168ZM172 204H173V206H172ZM194 204H195V206H194ZM247 204V202L244 204V205H246ZM257 204V203H256ZM255 204V205H256ZM155 205H157V206H155ZM158 205H159V207L160 208H162V207H165V205H166V207H165V210H164V212H163V214H166V212H172L173 211V213H171V214H174V212H175V210H176V212H178V211H180V212H178V213H180V216H181V219L179 220V218H177V221H179V222H177V225H176V223L175 224H172L173 225V228L171 227V225H170V221H169V217L167 218V221L165 222V220H164V217H162V212H160V214H159V216L157 215H155L156 217H154V218H157L158 219V217H159V220H160V218L162 217V219L164 220V221H161V222H163L164 224H162L160 221L158 222V220H155L156 222H158L159 224V226H160V228L161 229H159V230H157L156 232H157V235H156V232H155V230H156V228L157 227H155V228H153V230L154 231H152V230H149V228L151 227V225L153 226V224L155 223V221H153V220H151V219H153V218H151L150 219V217H149V215H147L148 217H146V216H144V218L146 219V218H148V219H146V220H144V221H147V220H150V221H153V222H151V223H153V224H150V227H148V229L146 228L145 230H147V231H143L144 230V226H142L143 227V232L142 231H140L139 233H141V234H134V232H136L135 230L138 228L137 226V228L136 227H133L134 228V230H132L131 229V227L134 225L133 224V222H137L136 220H134V218L136 219H138V222L143 218V216H142V218H140L141 217V215H143V214H145V212H147L146 214H149L150 213V215H153L152 213H154V212H156L157 213V211L159 210H157V207H158ZM175 205V206H174ZM149 206V207H148ZM154 206V207H153ZM177 206V207H176ZM217 206H219L218 204H217ZM247 206H248V204L246 205V206H243V207H246V208H242V207H240V208H242V210L244 211L245 209L247 210V213H248V211H250V209L248 208L247 209ZM125 207V208H124ZM151 207V208H150ZM212 207V206H211ZM248 207H250V206H248ZM148 208V210H150V209H152V211H153V208H154V212H150V211H146V209ZM156 208V209H155ZM170 208V209H169ZM173 208V209H172ZM121 209H124V211L126 210V212H125V214H127V215H125L124 216V214H123V216L122 215H120L122 212H120V211H122ZM167 209H169V210H167ZM175 209V210H174ZM181 209V210H180ZM197 210L198 209V211H195V210ZM132 210H134V211H132ZM138 210V211H137ZM156 210V211H155ZM172 210V211H171ZM257 210V211H256ZM123 211V212H124ZM135 211L138 213V215H136L137 213H135ZM142 211L144 212L143 214H142ZM161 211V210H160ZM263 211H264V209H263ZM140 212H141V214H140ZM149 212V213H148ZM193 212H195V213H193ZM200 212V213H199ZM214 212L215 211H213V214H214ZM241 212V211H240ZM134 213V214H133ZM159 213V212H158ZM177 213V214H178ZM191 213H192V215H191ZM248 213V214H249ZM259 213V212H258ZM134 215V218L133 219H131V217H133V215ZM145 214V215H146ZM176 214V213H175ZM189 214V218L191 219H193L194 217H195V215H196V219H195V222L194 221H189L190 219L189 218H187V215ZM193 214H194V217H193ZM208 214V215H207ZM212 214V215H213ZM232 214V213H231ZM250 214V215H251ZM260 214V213H259ZM132 215V216H131ZM182 215H184V216H182ZM200 215H201V217H200ZM205 215H206V219L207 220H205ZM216 215V214H215ZM244 215V214H243ZM243 215H241V217H240V215L238 216V215H236V216H238L237 218H238V220H239V217L240 218H243L242 216ZM255 215V214H254ZM253 214L251 215V216H254ZM131 216V217H130ZM135 216H139V217H135ZM165 216V215H164ZM175 216V215H174ZM177 217L179 216V214L178 215H176ZM190 216H192V217H190ZM200 217V220H199V218H197V217ZM228 216V215H227ZM230 216V215H229ZM236 216H235V218H236ZM246 216V215H245ZM248 216V215H247ZM75 217H77L78 218V220H79V222H80V225L77 227L76 225H75V222H74V218ZM153 217V216H152ZM166 217V216H165ZM172 217H173V215H172ZM208 217V218H207ZM249 217V216H248ZM262 217V216H261ZM260 217V218H261ZM175 218V217H174ZM227 218V217H226ZM234 218V217H233ZM234 218V219H235ZM255 218V217H254ZM131 219V220H130ZM140 219V220H139ZM183 219H185V221L183 220ZM189 219V220H188ZM193 219V220H194ZM202 219H203V221L204 222H207L209 219H210V221H208L207 223H209L208 225H206L205 223H203V221H202ZM230 219V218H229ZM228 219V220H229ZM249 219H252L251 217L249 218ZM256 219V218H255ZM263 220H264V217L262 218ZM184 222H183V221ZM227 220V219H226ZM227 220V221H228ZM248 220V219H247ZM253 220V219H252ZM258 220H260L261 222H262V220L261 219H259V216H258V219L257 220H254V221H252L251 222V220L250 221H246V224L248 225L250 222V224H252V223H254L255 222V224H253L251 227H253V231L252 232H254L255 230H256V226H259V223H260V229L261 228H263L264 226V223H263V225H262V223L261 222H259ZM111 221L112 222H114L113 224H115V222H118L119 221V223L118 224H116V225H114L113 226V224H111ZM144 221H142L141 220V222H144ZM169 221V225H170V227H169V225L167 224V222ZM173 221V220H172ZM181 221V222H180ZM189 221V222H188ZM198 221H200V222H198ZM202 221V222H201ZM232 221V220H231ZM242 221V220H241ZM109 222H110V224H109ZM175 222H176V220H175ZM224 222V221H223ZM230 222V221H229ZM228 222V224H227V226L229 225V228H228V230L227 231H229V229L231 230V226H230V223H232V225H233V223L235 222V221H233V222H230L229 223ZM238 222V221H237ZM236 222V223H237ZM244 222V221H243ZM243 222H238V223H242V225L244 224ZM248 222V223H247ZM256 222H257V225H256ZM40 223H44V224H46L47 225V238H46V240H47V244L48 245H50V246H52V247H57V250H59V251H47V253L48 252H50L51 254H49L50 255V257L52 258V259H50L47 255H46V253L44 254L43 253V251H41V255L39 254V252L38 253H32L33 251L35 252V250H32L31 248H32V245L30 246L31 248H29L30 250H32V251H26L27 250V248L25 249L24 247H23V249H24V251L21 249H19L20 247H22L23 245H22V240L24 239L27 243H29V244H31L30 242H29V239L27 240V235H28V237H30V236H34V234L36 233V226H34V225H36V224H40ZM146 222H144V224H145ZM149 223V222H148ZM148 223H146L145 224V226L147 227V225H148ZM172 223V222H171ZM179 223V224H178ZM182 223H185V224H182ZM236 223H234L235 224V226H236ZM135 224H137V223H135ZM165 224H166V226H167V228H166V226H165ZM198 224H201V225H198ZM203 224H204V226H207V227H204L203 226ZM239 224V225H240ZM246 224H244V226L246 227L247 225ZM112 226V229H113V231L115 230V232H113V233H111V235H113V236H111L110 234H109V232H108V230H111L110 229V227ZM139 225H140V223H139ZM156 224H154V226H155ZM176 225V226H175ZM184 226L183 227V229H182V232H181V236L179 237L178 235L179 234H174L175 236H173V233L171 234H168L169 233V230H170V232H171V230L172 229H174L175 227L176 228H182V226ZM256 225V226H255ZM261 225H262V227H261ZM104 226L107 228H105L106 230H107V232H108V234H107V232H104V231H106L105 229H104ZM108 226V227H107ZM153 226V227H154ZM159 226H158V228H159ZM209 226V227H210ZM217 226V225H216ZM226 226V227H227ZM234 226V225H233ZM234 226V227H235ZM8 227V228H7ZM114 227V228H113ZM165 229H164V228ZM202 227V228H201ZM211 227H213V226H211ZM210 227V228H211ZM238 228H240L239 226H237ZM248 227V226H247ZM247 227H246V229H247ZM251 227H248V228H251ZM136 228V229H135ZM139 228H141V225L139 226ZM162 228L164 229V230H162ZM205 228V229H204ZM210 228L208 229V230H210ZM257 228H259V227H257ZM6 229V230H5ZM130 229H131V231L133 232V234L135 235V237H137V238H134V235L132 234V232L130 231ZM199 229H202V230H199ZM215 228L213 227V229H212V231H215L214 230ZM217 229V228H216ZM243 230H245L244 228H242ZM241 229V230H242ZM252 229V228H251ZM251 229H247L248 231H251ZM259 229V231H261L260 233H262V231L264 232V230L263 229H261L260 230ZM10 230V231H11ZM102 230H104V231H102ZM163 231V233H162V231ZM165 230H168V231H165ZM197 230H198V232H197ZM247 230H245V231H247ZM151 231V232H150ZM194 231H196V232H194ZM211 231V232H212ZM244 231V232H245ZM247 231V232H248ZM258 231V230H257ZM257 231H255V232H257ZM258 231V232H259ZM104 232V233H103ZM152 232H154L155 233V235L156 236H154V233H152ZM160 233V235H159V233ZM168 232V233H167ZM243 232V231H242ZM254 232V233H255ZM255 233L256 235L254 236L255 237V240H254V237H253V235H254V233H250L252 236H250L249 234V237L247 238L245 235L243 236V235H240V236H243L244 238L246 237V239H247V241L249 240V239H251L252 237H253V239H251V241H255V242H257L256 244H253V242H251L250 240L248 241V242H250L251 244H253V245H251L250 243H248V242H244V241H246L245 239L244 240H241L242 238L241 237H239V239L241 240V241H243V244L245 243V247L244 246H242V247H244V248H242V247H238V242L237 243H235V244H237V248H242V249H244L243 251H241L242 249H238V252H240V253H238L237 251H236V248H235V246H233L234 248H233V251H229L230 253H232V254H234L233 252L235 251V253H237L236 255H238V257H239V255L241 256V257H239L238 259H240V260H242V261H244L243 260V258L245 257V256H243L245 253L244 252H246V253H248V254H245V255H248L249 256V254H253V251L255 252V255L253 256V255H250L251 257H248L247 258V256L244 258L245 259V261H246V259H252V260H254V261H252V260H249V261H246V262H242V261H240V260H235L237 257L236 256H234V255H232V256H230V262H231V260L233 259L232 257L234 256L235 258H234V261L232 260V262L230 263V264H264V248H263V251H258V250H262V247H263V245H264V242H263V244L261 243L262 241H264V233H262V235L260 234V233ZM42 233V232H41ZM130 233L133 235V237H130ZM148 233V234H147ZM152 233V234H151ZM175 233V232H174ZM210 233V232H209ZM213 233V232H212ZM215 233V232H214ZM218 233V232H217ZM229 233V232H228ZM231 233V232H230ZM5 234V233H4ZM12 234V235H11ZM59 234H61L62 235V237L64 238H66V239H64L63 241H57L55 238H56V236H58ZM100 234H101V236H100ZM103 234V235H102ZM105 234V235H104ZM146 234V235H145ZM165 234H167L166 236H165ZM199 234H201V233H199ZM224 234V233H223ZM232 234V233H231ZM231 234H230V236H231ZM259 234V235H258ZM99 237H98V236ZM109 235V236H108ZM131 235V236H132ZM137 235V236H136ZM164 235V236H163ZM169 235V236H168ZM171 235V236H170ZM239 235V234H238ZM246 235H247V233H246ZM11 236H13V238L12 239H10L11 238ZM95 236H97L96 238L100 241L99 243H98V241L96 240V241H93V239H95ZM108 236V238H106V237ZM148 236H149V238H148ZM159 236V237H158ZM168 236V237H167ZM178 236V237H177ZM200 237H201V235H199ZM209 236V235H208ZM216 236V234L213 236V234H212V237H215ZM234 236V235H233ZM26 239H25V238ZM94 237V238H93ZM101 237V238H100ZM109 237H110V239H109ZM112 237V238H111ZM130 237V238H129ZM161 237H165L166 239H163V238H161ZM170 237V238H169ZM173 237V238H172ZM4 238V237H3ZM90 238H91V240H90ZM93 238V239H92ZM106 238V240H104ZM131 238H133V240L131 239ZM159 238H161V239H159ZM172 238V239H171ZM199 238V240H197ZM219 238V237H218ZM218 238L216 237V238H211V236H210V241L211 240H213V242H214V240L216 239V241H218L219 242V240H218ZM225 238V237H224ZM30 239H31V237H30ZM108 239V240H107ZM136 239V240H135ZM169 239V240H168ZM171 239V240H170ZM226 239H228L227 237H226ZM6 240H7V242H6ZM23 240V242H25ZM110 240V241H109ZM157 240H158V242H157ZM207 240H208V238H207ZM234 240V239H233ZM93 242V244H94V242H97V243H95L94 245L95 246H89V242ZM109 241V242H108ZM159 241H160V243H159ZM241 241H239L240 243H241ZM4 242V243H3ZM62 242V243H61ZM111 242V243H110ZM206 242V241H205ZM208 242V241H207ZM226 242V241H225ZM233 242V241H232ZM2 243V244H1ZM27 243H23L24 245L25 244H27ZM60 243H61V247H60ZM108 243H110V245H108ZM166 243V244H165ZM217 243V242H216ZM229 242H228V240H227V242H226V244H228ZM239 243V244H240ZM247 243L250 245V246H253L254 247V245H256V247L258 248H256V249H254V248H251L250 246H248L249 248V250L251 251H248L247 252V249H245V248H247L246 246H247ZM261 245V247L259 246V244ZM65 244V246L68 248L69 246L68 245H66ZM75 244V245H74ZM116 244V245H115ZM133 244V246H131ZM197 244V245H196ZM205 244H207V243H205ZM213 244H215V243H213ZM220 244V243H219ZM232 244V243H231ZM235 244H233V245H235ZM19 245H22V246H20L19 247ZM28 245V244H27ZM26 245V246H27ZM108 245V246H107ZM209 245H211V244H209ZM241 245H242V243H241ZM258 245V246H257ZM18 246V247H17ZM25 246V247H26ZM102 246V245H101ZM100 246V247H101ZM104 246H102L101 247V249L104 247ZM176 246V247H175ZM203 246V245H202ZM205 247H209V246H206V245H204ZM215 246V245H214ZM217 246H218V244H217ZM229 246L230 247H232L230 244H229ZM16 247H17V250H15L14 251V248L16 249ZM28 247V246H27ZM65 247V248H66ZM135 247V248H134ZM203 248V250L204 251H206V248ZM260 247V248H259ZM66 248V249H67ZM70 248V247H69ZM68 248V250H72V249H69ZM97 248V249H96ZM113 248H111L110 247V249H113ZM183 248V249H182ZM186 248V249H185ZM195 248V247H194ZM209 248H211L212 249V246L211 247H209ZM224 248H225V246H224ZM34 249V248H33ZM76 249V250H75ZM89 249H91V250H89ZM109 249V248H108ZM187 249H190V250H188L187 251ZM219 249V248H218ZM228 249V248H227ZM235 249V250H234ZM251 249H253V250H251ZM60 250L63 252V255H64V257L65 256H67V259H68V262L66 261L67 259L66 258H60V255H59V253H60ZM89 250V251H88ZM102 250H104V249H102ZM123 250V251H122ZM193 250V249H192ZM196 250V249H195ZM202 250V249H201ZM202 250V252L205 254L204 255V257L202 256V253H201V256L203 257V258H205V256H206V254L208 255V254H210V253H207V252H204ZM230 250V249H229ZM246 250V251H245ZM65 251L67 252V255H65L66 253H65ZM76 251V252H75ZM95 251V252H96ZM214 251V250H213ZM256 251H257V253L258 254H256ZM44 252H46V251H44ZM70 252V251H69ZM72 252V251H71ZM186 252V255H184V253ZM191 252H193L192 254L193 255H195L196 256V254H195V252L194 251H191ZM65 253V254H64ZM74 253H71V255H73ZM81 254L82 253V250H81V252L79 251V252H77L76 254ZM61 254V253H60ZM79 254V255H80ZM93 254V253H92ZM126 254V253H125ZM191 254V255H192ZM229 254V253H228ZM228 254L226 253V255L228 256ZM241 254H243V255H241ZM46 255V256H45ZM63 255H61V256H63ZM79 255L77 256V255H75L74 254V257L75 256H77V257H79ZM94 255V254H93ZM107 255H110V257H109V259L111 258V253L110 254H107ZM181 255H183L182 256V261L180 260L181 259ZM257 255V256H256ZM47 257L46 259H45V257ZM81 256V255H80ZM123 256V255H122ZM189 256V255H188ZM187 256V258H189ZM210 255H208V257H209ZM243 256V257H242ZM42 257V258H41ZM207 257V256H206ZM49 258V259H48ZM73 258V257H72ZM76 258V257H75ZM87 260H86V259ZM89 258V259H88ZM102 258H103V256H102ZM185 258H184V260H185ZM193 258V257H192ZM255 258V259H254ZM23 259V260H22ZM45 259V260H44ZM108 259V261L104 258L103 260H105L106 261V264L109 262V261H111L113 264H118L117 262H113L112 260H113V258H111L110 260ZM195 259V258H194ZM200 259H202V258H200ZM209 259H210V257H209ZM209 259L207 258V261H209ZM212 259V258H211ZM27 260H29V261H27ZM64 262H63V261ZM78 260V259H77ZM102 259L100 260L99 259V261H100V264H101V262L103 261ZM186 260H188V259H186ZM185 260V261H186ZM192 260L193 259H191V264L193 263L192 262ZM206 259H204V261H205ZM27 261V262H26ZM79 261H80V258H79ZM104 261V262H105ZM177 261V262H176ZM188 261H190V260H188ZM200 261H202V260H200ZM200 261L198 262V264H201L200 263ZM214 261V260H213ZM212 261V262H213ZM29 262V263H28ZM104 262H102V263H104ZM123 262V263H122ZM122 262H120L119 264H124V261H122ZM128 262H129V260H128ZM128 262H126V263H128ZM203 262V261H202ZM212 262H209L210 264H214V262L212 263ZM249 262V263H248ZM110 263V262H109ZM112 263H110V264H112ZM187 263V261L184 263V264H186ZM189 263V262H188ZM208 263V262H207ZM206 263V264H207ZM228 263V264H229ZM78 264H80V262L78 263ZM85 264H88L87 262L85 263ZM91 264V263H90ZM105 264V263H104ZM202 264H204V262L202 263Z\"/></svg>","mask_w":264,"mask_h":264}]
</instances>
